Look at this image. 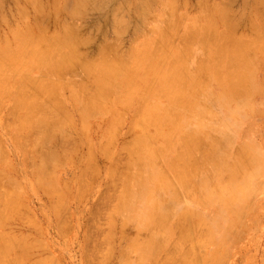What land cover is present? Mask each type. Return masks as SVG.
Instances as JSON below:
<instances>
[{
  "label": "rangeland",
  "instance_id": "1",
  "mask_svg": "<svg viewBox=\"0 0 264 264\" xmlns=\"http://www.w3.org/2000/svg\"><path fill=\"white\" fill-rule=\"evenodd\" d=\"M0 1H1L0 2V14L2 15V16L0 15V40H1L0 42L1 50L0 51L4 52L5 50L13 49L15 52L18 51L21 55H23L24 53L27 54V56L23 55L25 58L23 59V56H21L18 52H17L18 55H16V53L13 51L14 54L19 57L20 61L18 60V57L16 56L14 59L12 57L13 54H11L12 52H9V51L8 53L5 51V53L11 55L12 58L11 57L10 58L12 59V61L8 55H7L8 57L6 56V54L5 56L9 58V61L8 59H6L5 60L6 62H5L4 60H1L2 58L0 57L1 58L0 62L4 63L3 65H6L5 66L6 69L7 67L9 69L11 68L13 69L14 64L16 66L14 67L15 71L13 69L14 71L13 72L12 69L11 71L9 70L7 71L3 65H0V69H2L3 67V70H0L2 71L0 72V81L2 82V83L0 82V85L2 84L0 87V91H1L0 96L2 97V98L0 97L1 99L0 102H2L4 105L2 108V103H0L1 105L0 106L1 108L0 109V148H1L0 149V177H1L0 178V185H1L0 208L3 206L2 209H4V206H5V209H6V210L0 209V216H1L0 220H2V223H3L2 224L0 222L1 224L0 233H2L0 234V236L2 237L0 238V247L3 246L2 240L5 246L6 241L4 240L6 238L7 240H9L8 239L9 237H10V240L12 241L10 242L13 243L14 245L13 247H11L12 245L9 246L11 243L7 242L9 249L7 247L6 248L9 251L8 250L6 251V249H4L5 248L4 246L2 247L3 249L0 248L1 249L0 252L3 253V255L5 251L8 253L7 255L5 254L6 261L3 259L5 262H8V263H4L3 261V264H12L13 262L15 263L17 262V264L19 263L20 264L21 263L22 264H39V263L41 264L42 263L43 264L44 263L45 264H129V263L130 264H165V263L166 264H186L188 262L187 259L189 257H190L189 264H264V52H262V50L264 51L263 49L264 37L262 41L260 39L262 38L261 36H263L264 34L261 35L262 33L260 34L259 32L256 31L257 34H260V38L258 39L256 38V45L254 42H253L254 44L251 43L253 41L252 39H255V37H258L255 31L253 30L255 29L254 27L256 26V25L254 26V24L257 22L256 24L259 25L261 22L262 27L264 26L263 24L264 23V11H263L264 2L261 1L260 3L259 2L260 0L259 1L258 0L257 1L255 0H172L173 2H171V0H143V1L141 0H93V1L92 0H76V1L75 0H60V1L54 0L56 2L55 4L53 0H46V1L36 0L37 3L36 1L34 2V0H27V1L26 0H18V1L17 0H0ZM32 1L34 4H30V2ZM184 1H186L185 4H184ZM80 2L82 3L78 5V3ZM256 2H258L259 4ZM35 3L37 6L35 5ZM38 3L42 5L44 9L42 8V6L40 7ZM63 3L64 5H62ZM143 3L145 4L147 3V5ZM148 3H150V5ZM31 5H35L34 6L35 8L32 7ZM76 5L77 7H75ZM133 5H135L136 7ZM39 7L40 9L38 10ZM220 7L223 10H225V7L228 8L229 11L225 10L228 14L226 15L224 11L225 13L224 15V13L222 12V9L221 11L216 10V9H220ZM33 8L35 10L37 9L38 13H36V11ZM145 8L147 9L145 10ZM54 9H57V11L59 9V12L57 11L55 12ZM71 9L75 10V12L72 11ZM41 10L44 12H42ZM212 11H214L215 13H213ZM216 11L221 12V13H216ZM211 12L214 14V16L213 14H210ZM67 13H69L72 17ZM203 13L205 14V16ZM208 13L210 16H213V17L218 16V17L215 18L216 20H214L213 17L209 20L210 17L208 16ZM261 14L263 16H260ZM206 15L209 18L206 17ZM221 15H224V17ZM5 16H6V19H4ZM255 16H257V18ZM220 17H223L224 20ZM225 17L227 18L226 21H225L226 19ZM260 17L261 18L263 17L262 19L263 21L261 20ZM21 18H24V19H21ZM229 19H231L230 22H229ZM180 21L182 22L180 23ZM208 21H210L211 23ZM214 21L218 22V24L216 22L214 23L218 25L216 26L218 27L216 28L218 29V31L223 32L225 29H227V31L230 33L235 32L236 36L233 35V37L237 38L238 36L239 39L241 38V40L239 41L237 39V43L242 42L243 39L245 42V40H249L250 38L251 41L250 42L246 41L245 43V46L247 45V43L249 46L250 44L251 46H253V47L250 46L251 49L252 48L254 49V50L252 49L253 50L252 52L248 46L247 50L249 51L250 55L245 52L243 53H245L247 56L246 55L244 56L242 52L241 54L243 55H238L240 54V52H238L237 50L240 49V51H244V49H242L244 45L243 43H242L243 46L240 45L241 43L240 44L238 43L239 47L237 49L236 47L237 44L234 41L235 42V46H234V43L232 42L234 39L236 40V38L234 39H232V37L229 38V36H231L233 33L228 36L226 33H224L226 31L225 30L223 32L225 35L222 33L225 36L224 38L221 37L222 35H220L221 34L220 32H219L220 34L217 33L220 37L217 34H216V37H214L215 35L214 32L215 33L218 32L214 27H212L214 25V24L212 25ZM232 21L233 23H231ZM5 22L8 25L5 24ZM34 22L36 23V25H34ZM220 23H222L223 26ZM251 23H252V26H251ZM40 24L43 26H41ZM61 24H63L64 27H62L63 25L61 26ZM203 25H207V27L211 25L210 27L212 31L211 32L208 31L209 29L205 28ZM227 25H229V27ZM230 25H231V28H230ZM29 26H31L32 28H30ZM123 26L125 30L124 28H122ZM202 26H203V30L208 29L206 30V32L204 31L205 35H203ZM26 27L33 30L32 38L30 35L31 34L30 32L32 31L30 30H29L30 32L27 31L28 28ZM43 27H45L46 29H44ZM196 27H198L199 29V32L196 31L197 33H200L202 31L201 32L202 34L200 33L201 36L200 34L194 33L195 30H197ZM258 27H261V24ZM258 27H256V29ZM24 29L26 32H23ZM261 29L263 32L264 28H261ZM261 29H259L258 31H260ZM42 30H46V32ZM174 30H176V32ZM21 31L23 32L24 35L25 34L27 35L24 37L25 39L27 37L29 38V39L27 38L28 40H31L34 38L33 39L34 42H35L34 35H37L39 34L40 31H42L44 36L41 35V38L43 39V38H46L47 36L48 38L47 42H49L48 43L49 45H47L46 47L45 44H42L44 43L42 41H46L47 39L42 40L39 36L40 34L38 35L39 37L36 36V39L42 40V41H39L38 43L41 42V45L43 46H40V44L38 45L37 43L36 45L40 46L41 48L46 47L44 49H48L49 51L48 47L52 45V44L50 45L51 42L53 44H60L61 42L60 48L58 47V45L57 46L53 45V46H56L59 53L56 50L55 51L57 52L56 55L55 53L52 54L53 52L52 46H51L52 49H50L51 54H49L50 51L45 52L42 48V50L45 53H47L46 56L49 55L48 56L49 58L46 59V56H45L43 59H40V56L43 53V52L41 53L42 51L41 48H39L40 52H37L36 46L33 47L31 43L30 45L34 49H36L32 53V50L34 49L33 48L31 49V46L28 45L29 43H26L25 40H22L23 38H21L22 36ZM191 31L193 32L191 33ZM13 32L17 34H19L18 32H20V34L18 35L20 38L16 37V34ZM27 32L30 34H28ZM172 32L174 33V35ZM177 32L179 33L178 36H177ZM11 33L13 37L11 36ZM189 33L191 34L189 35ZM209 33L210 35L212 34L211 35L212 37L209 35L211 38L208 37ZM193 34L195 35L197 34L198 37L195 35L194 36L196 38L193 37ZM175 35H176V38L173 39L174 37L172 36H175ZM226 35L229 40L232 39L231 45L230 43L228 44L229 41L226 38ZM203 36L208 37V38L205 37L206 39L210 38L209 40H211V43H209L208 45L211 44L210 48H212L213 50L209 49V46L207 45V42H210V41L209 40L206 41V39H204ZM49 37L51 38V40H49L50 39ZM202 37H203V40H205L206 42L205 45L207 46L206 48L207 52L205 51L206 49L203 46L205 42L201 40ZM16 38H18V40L21 39L22 43H21V40L19 42ZM212 38L215 41L218 40L216 41L217 43L215 42L216 48L214 47V44H212V42H214ZM225 38L227 39L228 42L226 41ZM76 39L77 41H75ZM157 39H159V41ZM188 39L192 41L190 42ZM55 40H56V43L54 42ZM64 40H65V43H64ZM193 40H195V42ZM198 40H201V41H198ZM220 40H222L223 42L225 40L227 42L226 44L236 48V50H233L234 55L236 51L238 53L236 54L238 55L236 56V59H237V60L235 59L236 61L233 60L235 58V56H233L232 54L233 48L232 47L230 48L227 45V48L229 47L228 50L227 49L224 50L223 48L226 45H222L223 43L220 44L221 42ZM71 41L73 42L72 44L74 46L76 45V48L78 47L77 49L76 48L74 50L72 49L74 47L72 46V44H70ZM144 41H146L145 42L146 45L143 44ZM188 41L190 42L189 44H187ZM24 43L25 45L28 46V48L26 46L27 50L31 49L30 53L34 54L35 56L34 55L31 56V54H29L30 58L28 57V53H26L27 52L26 48H22V47H25L24 45H22ZM67 43L69 44L68 47L69 48L72 47L71 50L74 51L73 53V51L69 50L71 54L73 55L74 60H71L73 59V57L72 55H70L69 51L67 52L68 50L66 49ZM62 44L63 45L65 44L63 46L64 49L62 47ZM185 44L186 45L193 44V45H190L191 46L190 48V47H187ZM6 45L8 48H6ZM173 45L174 46L176 45L177 47L176 46L174 47ZM216 45L220 46V48L217 47ZM144 46L146 48L141 50ZM245 46L243 48H245ZM256 47L258 49L260 48L259 49L260 52L258 49H256ZM56 48H54L53 50H55ZM157 48L159 49L161 48L160 51ZM179 48H181L182 50ZM186 48L188 52H184L186 51L185 50ZM217 48L220 49V53L222 51L221 49H223L224 54L226 55L232 54V56L234 57V58L232 57L233 62L231 60L230 61L231 63L229 64L228 61L231 57L229 55L227 56H229L230 58L227 57L226 55L224 56L222 54H218L219 51ZM59 49H61V51ZM164 49L166 52L164 51ZM214 49H216L217 51ZM22 50H26V51H22ZM113 50L115 51L113 52ZM148 50L150 53L148 52ZM157 50H158V53H156ZM229 50L230 52L228 53ZM105 51H108L109 53ZM141 51L145 53L143 54V52ZM214 51L217 52V58L220 55L224 57L221 56L220 58L222 59L219 58L220 60L219 59L217 60L216 54L214 55L215 53ZM35 52L40 53L38 54L39 56L38 55L36 56L37 53ZM60 52L62 55H65V59H66V54L70 55L69 57L70 59L67 58L69 59V60L66 59L67 61L64 58L62 59L63 56H60L61 55ZM76 52L77 54H75ZM140 52L143 55L139 54L138 56V53ZM152 52L156 53L154 54L155 56L153 55V57H151ZM179 52L181 55L179 54ZM101 53H103L102 55H104V58L101 55ZM185 53L187 57L185 56ZM74 54L76 55L79 62H77L78 60L75 61L76 57ZM107 54L109 56L111 55L110 58ZM114 54H115V57L113 56ZM2 55H4V53ZM50 55L51 56L54 55L52 56V58L54 59V61L56 60L55 64L53 63L52 60H50L52 59L50 58ZM133 55H136V56L134 58H130ZM25 56L28 58L27 62H26L27 58ZM137 56L139 57V61L137 60L138 59ZM144 56L146 57L144 58ZM173 56H176V57L173 58ZM240 56H242L243 58L246 57V59L244 58V60L245 61L247 60L246 62L248 64L246 62L245 63L248 66L247 65L245 66L243 62L244 60ZM36 57L39 58V61ZM42 57H43V54H42ZM35 58L37 59L38 62L36 61ZM100 58L101 59L103 58L102 61L104 63L100 62L102 63V65L98 61V59L100 60ZM106 58L107 60L112 58L111 60L116 62V65L114 64V62L110 60L106 62ZM213 58L216 61H214ZM227 58L229 59L226 61ZM48 59L50 60L53 66H55L56 64L59 65L60 63L59 66L61 67L58 66L60 69L57 67V65H56L57 68L52 66L53 68H55V70H53L52 67H51L52 69L48 68V65L51 66V64L47 63L49 62ZM86 59L89 62L92 61L94 64L97 62L95 64L96 67H100L99 65H101L102 67L101 70H103L106 67V66L105 67L103 66V64L105 65V63H109V64L112 63V65L114 64L115 70L113 69L114 66L112 67L109 64L107 65V67L110 68V70L113 69L112 73L116 72V70L119 69L118 66L120 65L123 66L126 64V68H127V65H131V66H128V68L130 67L133 68L134 73H131L132 72L131 69L129 72H130V75L133 74L135 77L131 76L132 77L131 78L129 75L124 73L125 70L123 71V67L118 70L119 72L117 71L118 74L120 75H118L117 72H116L117 75L115 73H114L115 75L114 74L112 75L110 70H108L107 68L109 72L107 76L108 78H110V75L112 77L113 76H117V77L116 79H114L113 77V80H111L112 77L110 79L106 77L105 79L101 78L102 82L105 83L104 80H106L107 84L110 82V80H111V83L113 81L112 84L110 83L111 84L110 86H108L109 84L107 86L105 85L103 86L104 89L102 93V90L100 89L103 88V87L101 88V86L104 83L101 84L100 83L101 81L99 82L100 79L97 80L96 75L98 74V72L94 71L95 69L97 70L98 68L94 67L95 65L91 62V64L94 65L93 66L94 69H92L91 64L89 62L88 64L86 63L87 62L85 61ZM120 59L121 60L123 59L122 61H124V63L118 65L119 64L118 60ZM133 59H135L133 61L134 63L131 62V60ZM203 59L205 60L203 61ZM41 60L44 64H46V67L43 63H42L43 66L37 65V63L39 65H42L39 63L41 62ZM57 60H60V62ZM93 60H95L96 62ZM163 60L164 62L165 61L166 62L164 63ZM177 60H179V62ZM198 60L201 61V63ZM221 60H222L221 64L223 63L222 65H224L223 67L221 66L223 69V70L221 69L222 71L219 69L220 67L219 62ZM74 61L76 62V65L78 66L75 65ZM137 61L138 63L135 66L134 64H136ZM149 61L151 62V64H153L151 65L152 69L150 68V63H148ZM169 61L170 63L171 61L172 62L174 61L175 63V64L171 63L172 72H170L169 71L170 69H168L170 68L168 67V65L170 66ZM196 61L199 63L197 64ZM217 61H219L218 65H216ZM8 62L10 64L14 63L12 64L13 66L11 67L7 66ZM24 62L26 63L24 64ZM68 62L69 63L72 62V63L68 64ZM141 62H143L142 63V65L144 64L143 66L140 65ZM157 62H161V63L158 64ZM234 62L237 65L241 64L240 66H242L241 68L238 65L240 69H243V72L241 73L240 71L241 74L239 73V75L240 76L243 75L244 76L243 79L245 80L248 78L246 80L247 82L244 81L245 82L244 85H243V79H242L243 76L240 77L241 78L240 81L242 83H240L239 81L238 84H236L237 83L236 81L239 80L238 79L239 76L236 75V73H234L232 69L237 70L239 68L236 69V67L238 66L235 65ZM225 63L227 66L230 65L229 67H226V68H229V69L231 68V72L232 71L233 72L232 74H230V76L233 75L234 73L233 75L234 77L232 76L230 78V76H228L229 75L228 73H231V72H228V70L225 68L226 66ZM64 64H67L65 66L68 67L71 71L68 70V68L65 71L62 70L66 68ZM82 64H84L83 66H85L84 67L85 71L82 68ZM145 64L146 65L148 64V65L146 66ZM213 64H215L218 67L216 70L217 72H215L216 67L215 66H214L215 68L212 67ZM70 65L72 67H70ZM198 65L199 67L195 68ZM205 65L208 67L204 69ZM80 66L82 69L79 68ZM145 66H146V69H145ZM231 66H233V68ZM138 68L139 69L141 68V69L139 70ZM47 69H50V70L48 71ZM124 69H125V66H124ZM144 69L145 70L151 69V70H148V73H147V71H145ZM195 69H197L199 72L196 73ZM17 70H19V72H17ZM57 70L62 71L64 74ZM81 70H83L84 73L86 72V74H87V71L89 70H91L90 73L95 72L94 73L95 75L93 74H90V75L91 76L93 75L96 78H94L93 76L91 77L88 74L87 75L85 74L87 77L89 76V79H88L83 74V71ZM159 70L160 71L163 70L162 71L163 73L160 74ZM167 70H168V73H167ZM176 70L177 71L180 70L179 72L183 74V75L181 74L182 77L180 73L177 72ZM120 71H122V75L125 74L127 75V77H130L129 81L133 83L127 82L128 78L126 80L125 78L126 76L124 75L123 77ZM218 71L221 72L219 73L220 75L218 74ZM15 72H17V74ZM42 72L44 73L42 74ZM175 72L176 74L173 75L172 73H175ZM214 72L215 74L217 73L218 75H214ZM59 73L61 74L59 75ZM99 73L102 75L104 74L107 75V72L106 73L104 72L103 74L101 71H99ZM145 74H148V75H145ZM153 74H155L156 77L159 74V77L155 78V75L153 76ZM166 74H168L169 77H167ZM177 74H178V77H177ZM22 75H24L26 78L28 76L30 80L29 81L28 79L26 80V78H24V76ZM99 75H98L99 78L100 76L104 77L102 75L100 76ZM171 76L175 77L174 81L173 79L170 78ZM226 76L229 78V80L231 79L234 80L236 77L235 83H233L234 81L229 82ZM12 77L15 80H13ZM41 77L44 80V83L46 81L45 83L46 86L44 85L43 80H41ZM143 77L145 78L144 81L142 80ZM176 77L179 78V81L175 82V80H178ZM183 77L186 79L184 84L181 79ZM195 77L196 78L198 77L197 79L200 80V83H197L198 80H194L196 79ZM218 77L220 79V82H219V79H217ZM225 77L227 80H223L225 79ZM20 78L21 80L24 78L25 81L24 79L23 81H21ZM33 78L35 79V81L33 80ZM152 78H153V81H151ZM168 78L172 80V81L170 80L171 83H168L170 82ZM190 78L192 82L190 80H189L190 82L187 80ZM6 79L8 81L7 82L8 84L4 83ZM18 79L21 81L20 82V85L22 84L21 86L18 85L19 84ZM49 79L52 81H50ZM86 79L91 81L90 83L93 84V85L90 84L91 87L89 84H87L89 83V81H87ZM90 79H92L93 81H95L96 79L97 80L96 83L99 82L97 84L98 86L96 85L95 82L93 83L92 80ZM221 79H222V82H221ZM31 80L36 83L38 81V85H35L34 87V84L32 82L33 84L32 86V84L30 83ZM53 80L56 81L54 83L57 86V87L54 86V89L57 90L53 92L54 94L51 92L53 88L51 89L50 87L51 86L50 84L52 85L54 84L52 83ZM165 80L168 82H165ZM84 81L86 82L87 85L84 84L85 83ZM226 81H228L229 83H227ZM59 82H61L60 85H59ZM177 82H179L178 84H181L180 87H178L179 85L177 84ZM42 83L44 87H41L42 85L39 86V84H42ZM79 83L81 85L84 84L83 87L85 86L89 87V88L87 87L88 89H86L87 95L85 94L86 91L84 92L86 87L84 88V90H83V87L81 89V85L78 86ZM116 84L118 86H115ZM119 84H120V87H119ZM148 84L150 85L154 84L153 86L149 85L152 88V90L148 86ZM228 84L231 85V88H229L230 85ZM235 84L237 86L239 85V87L240 85L242 86L240 92L237 91L238 89H240L238 87L233 89L232 85L235 87ZM245 84H246V87H245ZM5 85L8 86L7 88L11 92L5 88ZM28 85H31V86H28ZM48 85L50 86L48 87ZM125 85L126 87H128V85L129 87H131L132 85V88L126 89ZM168 85L171 87L172 85L173 86L175 85L174 87L177 93L175 92V89L174 91H171L172 88L170 87L169 89ZM14 87L15 88L17 87V88L15 89ZM26 87L28 88L30 87L31 89L29 90ZM147 87H149L148 89H150V91L147 89L145 92L144 90ZM20 88L22 90H25V89L27 90L23 91L24 92L23 94V92H21L22 90H19ZM37 88H39L40 91L42 89L44 90L47 89V91L48 92L50 91V92L47 93L48 95H44V93H41L40 91L38 93L39 89ZM105 88H109V89L111 88L110 91L112 90L110 92L109 89H106L108 93L110 92L109 94L105 93L106 96L108 95V98H106V96L103 95L105 92ZM138 88L140 89L138 90ZM194 88H195V91H194ZM167 89H169V92L167 91ZM235 89L237 91L236 92L237 95L234 92ZM4 90L5 91L7 90V92L9 91V94L7 92H3ZM35 90L38 95L35 94L36 93ZM44 90H42V92ZM95 90H100L101 92L100 93L98 91V96H96L97 103L99 102L98 104L96 103V97L94 98L95 94H97ZM242 90L244 93L242 92ZM92 91L93 92L95 91V93L91 94L93 93ZM17 92L18 93L21 92V94L25 96L24 98L29 97V100L27 98L22 99L23 95L18 94L19 96L22 97L21 98L22 100L20 98L19 99L23 101V103H24V100L27 101V105L25 104L26 103L25 101L24 104L26 106L23 107V109L21 107L23 106L21 104L22 102L21 103L18 102L19 96L16 94ZM171 92H173V94ZM174 92L177 95L176 98H174L175 97ZM32 93L33 95H36V97H39L41 95L42 98L41 97L37 98L38 103L36 102V99H34L35 96H32ZM45 93H46V90H45ZM78 93L80 95H78ZM123 93L127 98L123 97ZM49 94H51L52 97L51 96L49 97ZM82 94L83 95L85 94V96H83ZM131 94L136 95V96L135 95L133 96L134 99L133 97L131 99L130 97L132 96ZM179 94L180 96L184 98V99L182 98L183 102L182 103L180 102L181 104H177L178 102L176 103V101L178 100L176 101L174 100V99H177ZM182 94H184L185 96ZM88 95L90 96L93 95V96L92 98H90V96ZM116 95L118 98L115 97ZM43 96L45 97L44 102L43 100H41V99H44ZM86 96H88L87 98L88 99L90 98V100H88L87 98H84ZM99 96H100V99H99ZM102 96H104L103 100H102ZM129 97L131 100L129 99ZM30 98L32 99L30 100ZM124 98H126V100H124L125 102L122 103ZM114 99L116 100L114 101ZM16 100L17 102H15ZM33 100L35 102H33ZM62 100H63V103H62ZM93 100L95 101L94 103H93ZM182 100L180 98V101ZM188 100L189 102H191L190 104ZM51 101L53 102L54 106H52ZM39 102H40V105L42 104V106L44 107L43 108L39 107L38 111L39 109H42L43 111H45V113L42 110H40L43 113L39 112L40 114H38L37 107L39 105ZM45 102H47L48 106ZM56 102L60 103V104L57 103V105H59V108L61 107V110H62L61 113L59 112L60 110L56 111L57 109H59L58 107H56L57 106ZM28 103H31V104L34 103L35 105L37 103L38 105H36V111L34 107H32L34 110L30 108L31 106H33V104L28 105ZM103 103L106 105H103ZM137 103L140 105H138ZM187 103H188V106H187ZM50 104L52 107L50 106ZM15 105L16 106L19 105V106L17 107V109L14 110V112H11V110L16 107ZM157 105L160 107V109H163V110H160ZM27 106H28V109H27ZM48 107H51V110H52L51 112L48 109H45ZM126 107H129V108H126ZM141 107H143V109H141ZM52 108H54L55 110ZM165 108L167 110H164ZM25 109L27 111H25ZM30 110L33 113L35 112L34 114L32 113L33 114L31 115L32 117H29L31 113ZM53 110L56 112H53ZM66 111L67 112L69 111L70 113L69 112L67 113ZM163 111L165 112L162 116ZM154 112H158V113L155 114ZM175 112L177 113V116H179L178 114H180L181 118L180 116L179 118H177ZM46 113L49 116V117L47 116L48 118H50L51 115L53 116V118L46 119L45 117ZM52 113H54L55 115H53ZM174 113H175V116H173ZM23 114L26 116H24ZM56 114H58L59 116L57 115L58 119L57 120L55 119L56 122H54L55 121L54 118H56ZM68 114L70 116H68ZM24 117H27L28 118L27 120L30 119L28 122L30 123L31 121V123H34V125L26 122L25 121L26 119ZM17 118H19L21 125L18 124L19 121L17 120ZM42 118H43V122H45L44 120H46V122L43 125L41 123ZM145 118L147 121L145 120ZM152 118H155V120L153 119L152 121ZM21 119L23 120L24 123L22 122ZM80 119L81 121L83 120V122L85 121L83 123L84 125L81 124L82 122L80 121ZM48 120H49V124H47ZM51 120L54 123H57V122L58 123L54 125ZM175 121H176V124H175ZM11 122L13 124H9ZM67 122H69L70 124ZM15 123H17L18 125ZM172 123L175 125H173ZM45 124H47L48 127ZM133 124L135 127L133 126ZM51 125L54 127L52 130H49V127L50 129L52 128ZM84 126L86 129L84 128ZM155 126L156 127L158 126V127L156 128ZM170 128H172V130ZM45 130L48 132L46 133ZM41 131L46 133V135L44 133H40ZM159 131L161 132L160 136H158ZM37 132L39 133L38 135H37ZM47 134L48 136L50 135L51 137H48ZM39 135L43 137L41 138L39 137ZM188 135L189 136L191 135V136L189 137ZM186 136L188 138H191V139L195 138L194 140L196 139L198 140L194 141V140L188 139L189 142L190 140L191 142L193 141V143H191L192 145L191 144L189 145L188 144L189 142L187 139L183 140L184 138H186ZM167 137L170 140L171 139L174 140L175 142L174 141L172 142L171 140L172 143H169ZM34 138H36L37 140ZM31 139H33L34 142H32ZM24 140L25 141L28 140V141H26L25 143ZM140 140L142 141L139 142L140 144H138V141ZM182 140L184 141L185 145L187 144L189 145V148L187 147L188 145L184 146V144L182 143L183 142ZM35 141L38 143L34 145L33 143H35ZM143 141H145V145ZM198 141L202 143L200 144ZM136 143L138 146L135 145ZM165 143H168V144H165ZM181 143L183 145H181ZM26 144H27V148H26ZM148 144L151 147H149ZM23 145L25 146V148L23 147ZM180 145L183 146L182 150L183 149L187 150L190 148L191 149L190 151L187 150L186 151L187 153L186 152L183 153L182 151H179L180 148H177V147H180ZM132 146L133 148L142 147L141 150L138 151L139 154L142 155V157L141 155L140 156L138 155L141 160L140 159L138 160L136 158L138 157L137 154H135L136 156L133 155L134 153H137V152H134L133 150L130 151ZM25 149H26V153L28 156L24 152ZM202 149L207 150L209 154V156L208 154L206 155L207 156L206 159H205L206 156L204 155L207 152L205 153L204 150ZM45 150H47L48 152ZM135 150L137 149L135 148ZM52 152H54L55 154ZM70 152L72 155L69 154ZM181 152L183 153V155H181ZM190 152L192 155L195 153L194 156H192ZM43 153L45 154V156H47V158L43 156L44 155ZM88 153L89 155L91 154L90 155L91 158L89 157ZM128 154L129 156H127ZM131 154L133 156H131ZM177 154L181 155L182 158L178 157L179 155L177 156ZM188 154L190 158L188 157ZM184 155L186 156L185 158H189V160L185 159ZM53 157H54V160H57L54 166L52 163V162H55L52 160ZM129 157H134V158L129 159ZM174 157L180 158V160L177 159L180 162L179 167L182 168L181 165L182 164H183L182 166L185 165L184 169H182L183 171L185 170V172L181 173L182 170L179 169L178 166L174 165L176 163H178L179 165V162H177V160ZM28 158L29 160H27ZM31 158L33 159L30 160ZM67 158L68 160H66ZM88 158H90V160L91 161L93 160V161L92 162L89 161ZM132 159H135V160L130 161ZM113 160L114 162H112ZM187 160L189 161V163L193 162L191 164L197 163L195 165L196 167L194 165L188 164ZM32 161H34L35 163ZM39 161H41L42 164H40ZM181 161L183 162L182 164H181ZM195 161L197 162L194 163ZM185 162L189 166H186ZM86 165L90 168H88ZM170 165H172V167H170ZM45 166L46 167L48 166V167L46 168ZM175 166L176 168H174ZM193 166L195 167L196 170H194ZM31 168L33 169L32 173L30 172ZM172 168L174 170L176 169L180 170V172L178 170L176 172L180 173L182 176L186 177L188 176L186 174H189L192 180L190 179L187 180L185 179V177H182V179L184 178L183 179L184 181L182 180L183 181L182 182L180 179L176 178L178 175L175 176L176 172H174V170H172L173 172H171ZM87 169H90V170H87ZM186 169L187 170L190 169L187 171L189 173L186 172ZM114 170L116 171V173ZM128 171H129V174H128ZM113 172L115 175L113 174ZM119 173H121L120 176H119ZM128 175H131V179L130 177L128 178ZM161 175H163V177ZM121 176L123 178L125 177V179L123 180ZM169 177L172 178V180ZM36 178L38 181L37 180L35 181ZM172 183L176 184V186L173 185ZM129 185L130 187H128ZM122 190H124L125 195L124 193H122ZM55 192H58V193H55ZM7 200L8 202H6ZM156 201L157 203H155ZM3 202L7 204L2 205ZM18 202L20 203L18 204ZM16 203L18 204V208H16L17 206L14 207ZM10 204L14 206L12 207ZM20 205H22L21 207L23 209L20 207ZM115 205H117V208H115L116 207ZM55 206L60 210H58ZM158 206L159 208L162 207L163 210H158ZM10 208L11 209L13 208V210H11ZM114 208L117 209L116 210L117 212L115 214H114L115 210L112 211V209ZM7 209L9 210L7 211ZM16 209L19 211H16ZM104 209H105V213H104ZM159 211L160 213H158ZM11 212H14V214H11ZM5 213H7L6 214L7 217L3 218L2 215L4 216ZM15 213L17 215H15ZM158 214H161L160 215L161 219L159 218L160 216ZM165 214L166 215L169 214L168 215L169 218H167ZM156 216H159L157 217V220H156ZM162 218L163 220H165L166 218L168 220L163 222ZM154 219L155 221H153ZM158 223L160 224V226ZM180 223H182L185 227ZM182 226L183 228H181ZM193 226L195 227L193 228ZM182 230H185L186 233H184V231ZM189 232H190L189 236H192L191 238H189V236L187 235ZM183 235L186 238L188 237L187 240L183 238L184 237ZM25 236L27 239L25 238ZM145 237H146L147 242L145 241ZM151 238H153L152 239L153 241L151 240ZM149 239L151 241H148ZM159 241H160V244L158 246ZM182 241L183 243H181ZM23 243L26 245H24ZM148 244H149V248H148ZM153 245H155V247L157 245L156 249L154 250L153 248L155 247H153ZM17 247L21 250L19 251ZM159 250H160V253H158ZM16 254L19 256H17ZM164 254L166 256L168 255V257L170 258L166 257L167 259L164 260L165 258L163 257L165 256ZM170 254H173L174 256ZM13 257L15 258L13 259ZM18 257L20 258L22 257L20 260L24 262H20ZM125 257L127 259H125ZM182 257H183V260L181 259ZM159 258H162L163 261ZM185 258L187 262H185L186 261ZM158 259L165 263L160 262ZM192 260L194 261L196 260V263L192 262Z\"/></svg>",
  "mask_w": 264,
  "mask_h": 264
},
{
  "label": "bare ground",
  "instance_id": "2",
  "mask_svg": "<svg viewBox=\"0 0 264 264\" xmlns=\"http://www.w3.org/2000/svg\"><path fill=\"white\" fill-rule=\"evenodd\" d=\"M17 1H18V0H17ZM26 1H27V0H26ZM35 1H36V0H34V2H35ZM45 1H46V0H45ZM53 1H54V0H53ZM59 1H60V0H59ZM75 1H76V0H75ZM92 1H93V0H92ZM141 1H143V0H141ZM255 1H257V0H255ZM258 1H259V0H258ZM261 1L264 2L263 0H260L259 2L261 3ZM0 2H1V1H0ZM14 2H15V1H14ZM171 2H173V1L171 0ZM175 2H176V1H175ZM179 2H180V1H179ZM185 2H186V1H184V4H185ZM36 3H37V1H36ZM36 3H35V5H36ZM39 3H40V2H39ZM39 3H38V5L41 7L42 5H40ZM54 3L56 4L55 1H54ZM54 3H53V4H54ZM58 3H59V2H58ZM75 3H77V2H75ZM75 3H74V4H75ZM81 3H82V2L78 3V5L81 4ZM83 3H84V2H83ZM256 3H258V2H256ZM18 4H19V2H18ZM30 4H34L33 1L30 2ZM41 4H42V3H41ZM143 4H145V3H143ZM148 4L150 5V3H148ZM152 4H153V3H152ZM173 4H174V3H173ZM175 4H176V3H175ZM214 4H215V3H214ZM258 4H259V3H258ZM35 5H31V6L34 7ZM57 5H58V4H57ZM62 5H64V3H63ZM140 5H141V4H140ZM145 5H147V3H146ZM182 5H183V4H182ZM210 5H211V4H210ZM223 5H224V4H223ZM253 5H255V4H253ZM36 6H37V5H36ZM59 6H60V4H59ZM133 6H135V5H133ZM138 6H139V5H138ZM174 6H175V5H174ZM184 6H185V5H184ZM204 6H205V5H204ZM15 7H16V6H15ZM24 7H25V6H24ZM40 7L38 8V10L40 9ZM55 7H56V6H55ZM75 7H77V5H76ZM80 7H81V5H80ZM135 7H136V6H135ZM142 7H143V6H142ZM209 7H210V6H209ZM209 7H208V8H209ZM256 7H257V6H256ZM259 7H261V6H259ZM263 7H264V6H263ZM34 8H35V7H34ZM34 8H33V9H34ZM42 8H43V6H42ZM143 8H144V7H143ZM222 8H223V6H222ZM222 8L220 7V9H216V8H215V9H216L217 11H218V10L221 11ZM249 8H250V7H249ZM27 9H28V8H27ZM43 9H44V8H43ZM59 9H60V7H59ZM59 9H58V11H57V9H54V10H55V12H56V11L59 12ZM146 9H147V8H145V10H146ZM206 9H207V7H206ZM209 9H210V8H209ZM254 9H255V8H254ZM261 9H263V8H261ZM21 10H22V9H21ZM34 10H35V9H34ZM47 10H48V9H47ZM49 10H50V9H49ZM54 10H53V11H54ZM71 10H72V9H71ZM71 10H70V11H71ZM176 10H177V9H176ZM225 10H228V8L225 7ZM225 10L222 9V12L224 13ZM251 10H252V9H251ZM35 11H36V13H38V12H37V9H36ZM41 11H42V10H41ZM53 11H52V12H53ZM72 11L75 12V10H72ZM210 11H211V10H210ZM214 11H215V10H214ZM214 11H212V12L215 13ZM217 11H216V13H221V12H217ZM228 11H229V10H228ZM260 11H261V10H260ZM263 11H264V10H263ZM21 12H22V11H21ZM42 12H44V11H42ZM63 12H64V10H63ZM74 12H73V13H74ZM139 12H140V11H139ZM207 12H208V10H207ZM212 12H211L210 14H213ZM1 13H2V12H1ZM17 13H18V12H17ZM28 13H29V12H28ZM152 13H153V12H152ZM167 13H168V12H167ZM223 13H222V14H223ZM225 13H226V15L228 14L226 11H225ZM225 13H224V15H225ZM19 14H20V13H19ZM24 14H25V13H24ZM45 14H46V13H45ZM54 14H55V13H54ZM57 14H58V13H57ZM67 14H69V13H67ZM203 14H204V13H203ZM254 14H255V13H254ZM256 14H257V13H256ZM0 15H1V14H0ZM20 15H21V14H20ZM26 15H27V14H26ZM26 15H25V16H26ZM39 15H40V14H39ZM39 15H38V16H39ZM69 15H70V14H69ZM72 15H73V14H72ZM141 15H142V14H141ZM215 15H216V14H215ZM224 15H221V16L224 17ZM1 16H2V15H1ZM21 16H22V15H21ZM27 16H28V15H27ZM55 16H56V15H55ZM70 16H71V15H70ZM70 16H69V17H70ZM204 16H205V14H204ZM208 16H209L210 18H209ZM208 16L206 15V17H208L209 20H210V19L214 16V14H213V16H210L209 13H208ZM219 16H220V15H219ZM250 16H251V15H250ZM260 16H263V15L261 14ZM13 17H14V16H13ZM39 17H40V16H39ZM71 17H72V16H71ZM75 17H76V16H75ZM183 17H184V16H183ZM216 17H218V16H216ZM216 17H213V19L216 20V19H215ZM223 17H220V18H222V19L224 20ZM226 17H227V16H226ZM226 17H225V18H226ZM239 17H241V16H239ZM255 17L257 18V16H255ZM255 17H254V18H255ZM1 18H2V17H1ZM24 18H25V17H24ZM24 18H21V19H24ZM63 18H64V17H63ZM73 18H74V16H73ZM122 18H123V17H122ZM175 18H176V17H175ZM230 18H231V17H230ZM260 18H261V17H260ZM2 19H3V18H2ZM4 19H6V16H5ZM4 19H3V20H4ZM15 19H16V18H15ZM21 19H20V21H21ZM58 19H59V18H58ZM136 19H137V18H136ZM146 19H147V18H146ZM150 19H151V18H150ZM232 19H233V17H232ZM252 19H253V18H252ZM262 19H263V17L261 18V20H262ZM142 20H143V19H142ZM220 20H221V19H220ZM220 20H218V21H220ZM226 20H227V18L225 19V21H226ZM230 20H231V19H229V22H230ZM258 20H259V19H258ZM258 20H257V21H258ZM4 21H5V20H4ZM29 21H30V20H29ZM37 21H38V20H37ZM120 21H121V19H120ZM144 21H145V20H144ZM146 21H147V20H146ZM178 21H179V20H178ZM212 21H213V20H212ZM221 21H222V20H221ZM238 21H239V20H238ZM262 21H263V20H262ZM56 22H57V21H56ZM123 22H125V21H123ZM181 22H182V21H180V23H181ZM208 22H210V21H208ZM215 22H216V21H214V22L212 23V25H213ZM229 22H227V23H229ZM251 22H253V21H251ZM17 23H18V22H17ZM41 23H42V22H41ZM61 23H62V22H61ZM73 23H74V22H73ZM142 23H143V22H142ZM178 23H179V22H178ZM206 23H207V22H206ZM210 23H211V22H210ZM216 23L218 24V22H216ZM223 23H224V21H223ZM227 23H226V24H227ZM231 23H233V21H232ZM231 23H230V24H231ZM236 23H237V22H236ZM253 23H255V22H253ZM256 23H257V22H256ZM256 23L254 24V26H255V25H256V26H255V27L253 26L255 29H256V27H258L260 24H261V27H258V28H259V29L264 28V26L262 27V23H261V22H260L259 25L256 24ZM5 24H7V23L5 22ZM119 24H120V23H119ZM122 24H123V23H122ZM124 24H125V23H124ZM217 24H214L215 26L213 25L212 27H214L215 29L218 28V27H216V26H218ZM220 24H222V23H220ZM220 24H219V25H220ZM234 24H235V23H234ZM249 24H250V23H249ZM263 24H264V23H263ZM7 25H8V24H7ZM23 25H24V24H23ZM25 25H26V24H25ZM34 25H36L35 22H34ZM40 25H41V24H40ZM40 25H39V26H40ZM62 25H63V24H61V26H62ZM198 25H199V24H198ZM231 25H232V24H231ZM231 25H230V28H231ZM32 26H33V25H32ZM41 26H43V25H41ZM171 26H172V25H171ZM175 26H176V25H175ZM203 26H204L205 28H208L209 30H208V29H204V30H203ZM203 26H202L203 35H205V34H204V31L206 32V30H208V31H210V32L212 31V30H211V27H210L211 25H210L209 27H207V25H203ZM222 26H223V24H222ZM224 26H225V24H224ZM227 26L229 27V25H227ZM251 26H252V23H251ZM251 26H250V27H251ZM29 27L32 28L31 26H29ZM59 27H60V26H59ZM62 27H64V25H63ZM138 27H139V26H138ZM9 28H10V27H9ZM26 28H28V27H26ZM26 28H25V29H26ZM30 28H28L27 31H29V30L32 31V32L29 31L31 34L28 33V32H27V33L30 34V35H31V38H32L33 30H31ZM35 28H36V26H35ZM38 28H39V27H38ZM43 28L46 29L45 27H43ZM65 28H66V27H65ZM65 28H64V29H65ZM117 28H118V27H117ZM122 28H124V26H123ZM176 28H177V27H176ZM214 28H213V29H214ZM230 28H229V29H230ZM232 28H233V27H232ZM258 28H257V29H258ZM25 29H24V31H23V30H22V31H23V32H26ZM40 29H41V28H40ZM119 29H120V28H119ZM138 29H139V28H138ZM174 29H175V28H174ZM180 29H181V28H180ZM196 29H197V30H195L194 33L199 32L198 27H196ZM229 29H228V30H229ZM251 29H253V28H251ZM255 29H253V30L255 31V33H256V31H257V32H259L260 34L262 33L261 35L264 34V30H263V32H262V29H261V30H260L261 32H260V31H258L259 29H258V30H257V29L255 30ZM36 30H37V28H36ZM114 30H115V29H114ZM124 30H125V28H124ZM216 30L218 31V29H216ZM225 30L227 31V29H225ZM225 30H224V31H225ZM232 30H233V29H232ZM253 30H252V31H253ZM11 31H12V30H11ZM22 31H21V34H22V36H23L24 34H23ZM42 31H45V32H46V30H42ZM42 31H40L41 33L38 31L40 35L37 34V32H36L37 35H34V36H35V42L33 41L34 38L31 39V40H28V39H29L28 37H27L28 39L26 38V39L28 40V41H27V40L24 38L25 36H27L26 34H25L23 37L21 36V38H23L22 40H25L26 43H29V44H28L29 46H31V45H30L31 43H32L33 47L36 46V49H37V50L34 49V48L31 46V49H32V48L34 49V50H32V53H33V51H35V50H36L37 52H40L39 48H41L40 46H43V45H41V42H40V43H38V42H39V41H42L43 39H44V40L47 39V40H46V41H42V42H44V43H42V44H45L46 47H47V45H49V44H48L49 42H47V41H48V38H47L46 35H45L46 38H43V39L41 38V35L44 36L43 33H42ZM174 31L176 32V30H174ZM178 31H179V29H178ZM196 31H197V32H196ZM208 31H207V33H208ZM214 31H215V30H214ZM224 31H223V32H224ZM226 31H225L224 33H226L228 36L231 35V34L233 33L231 36H229V38H231V37H232V39L236 38V37H233V35L236 36V35H235V32H231V33H230V32L227 31V32H228V33H227ZM245 31H246V30H245ZM254 31H253V32H254ZM164 32H165V31H164ZM168 32H169V31H168ZM192 32H193V31H191V33H192ZM201 32H202V31H201ZM201 32H200V33H201ZM219 32H220L221 34H220ZM223 32H221V31H218V32H216V33L214 32V34H215L214 37H216V34L219 33L220 35H222L221 37L224 38V37H225V36H224L225 34H224ZM13 33H15V32H13ZM18 33L20 34V32H18ZM34 33H35V32H34ZM117 33H119V32H117ZM172 33H173V32H172ZM191 33H189V35H190ZM200 33H197V34H200ZM212 33H213V32H212ZM222 33H223L224 35H223ZM15 34H16V37L20 38V37L18 36L19 34H17V33H15ZM44 34H45V33H44ZM178 34H179V33L177 32V36H178ZM197 34H196V35L193 34V37L197 36ZM201 34H202V33H201ZM201 34H200V36H201ZM256 34H257V33H256ZM260 34H257L258 37H255V39H252V40H253V41L251 42L252 44L255 43V45H256V38H257V39L260 38ZM30 35H28V36H30ZM38 35L40 36V38H41L42 40H39V39L37 40V39H36V36H38ZM50 35H51V34H50ZM115 35H117V34H115ZM119 35H120V34H119ZM171 35H172V34H171ZM173 35H174V33H173ZM194 35H195V36H194ZM209 35H210V33L208 34V37H210L212 34H211L210 36H209ZM217 35H218V34H217ZM227 35H226V38H227ZM240 35H241V34H240ZM11 36H12V33H11ZM39 36H38V37H39ZM218 36H219V35H218ZM241 36H242V35H241ZM241 36H240V37H241ZM12 37H13V36H12ZM172 37H174L173 39H175V38H176V35H175V36H172ZM183 37H184V36H183ZM186 37H188V36H186ZM197 37H198V36H197ZM203 37H204V39L208 38V37H206V36H203ZM203 37L201 38V40H203ZM205 37H206V38H205ZM211 37H212V36H211ZM211 37H210V38H211ZM219 37H220V36H219ZM246 37H247V36H246ZM261 37H262V38H260V39H261V41H262L264 35L261 36ZM3 38H4V37H3ZM18 38H16V39L18 40ZM49 38H50V37H49ZM69 38H70V37H69ZM69 38H68V39H69ZM189 38H190V37H189ZM195 38H196V37H195ZM210 38H209V39H210ZM223 38H222V40H223ZM226 38H225V39H226ZM243 38H244V37H243ZM7 39H8V37H7ZM63 39H64V38H63ZM63 39H62V40H63ZM70 39H71V38H70ZM78 39H79V38H78ZM177 39H178V38H177ZM183 39H184V38H183ZM199 39H200V37H199ZM209 39H206V41L209 40ZM212 39H213V38H212ZM215 39H216V38H215ZM217 39H218V37H217ZM227 39H228V38H227ZM227 39H226V41H227ZM232 39H231V40H232ZM237 39H238V41L241 40V38L239 39L238 36H237L236 40L234 39L233 42H232V43H234V46H235V42H236V44L238 45V46L236 45L237 49H238L240 43H241L240 45H242V43H243V45L245 46L246 41H248V42L251 41L250 38H249V40H245V42H244V39H243V41H242V42H238V43H239V44H238V43H237ZM20 40H21V39H19L18 41L20 42ZM22 40H21V43H22ZM49 40H51V38H50ZM72 40H73V39H72ZM157 40L159 41V39H157ZM188 40H189V39H188ZM201 40H198V41H201ZM213 40H214V39H213ZM222 40H220V41H221L220 44L223 43L222 45H226V46H225L226 48H225V47L223 48L224 50H225V49L228 50L229 47H230V48L232 47V46H230V45H231V40L228 39L229 42L227 41L228 44L230 43V45L226 44L227 42H226L225 40H224V42H223ZM5 41H6V39H5ZM14 41H15V40H14ZM30 41H32V42H30ZM36 41H37V42H36ZM75 41H77V39H76ZM172 41H173V40H172ZM184 41H185V40H184ZM184 41H183V43H184ZM189 41L191 42L192 40H189ZM189 41H188V43H187V42H186V43L189 44V43H190ZM193 41L195 42V40H193ZM203 41L205 42V40H203ZM209 41H210V42H207V45H208L209 43H211V40H209ZM216 41H218V40H216ZM216 41L214 40V42H212V44H214V47H215V42H216ZM234 41H235V42H234ZM257 41H258V40H257ZM0 42H1V40H0ZM10 42H11V41H10ZM23 42H24V41H23ZM33 42H34L35 44H34ZM50 42H51V41H50ZM54 42L56 43V40H55ZM62 42H63V41H62ZM69 42H70V40H69ZM81 42H82V41H81ZM145 42H146V41H144L143 44H145ZM253 42H254V43H253ZM36 43H37L38 45L40 44V46L36 45ZM46 43H47V44H46ZM57 43H58V42H57ZM64 43H65V40H64ZM72 43H73V42L71 41L70 44H72ZM75 43H76V42H75ZM77 43H78V42H77ZM156 43H157V42H156ZM216 43H217V42H216ZM218 43H219V42H218ZM224 43H225V44H224ZM263 43H264V42H263ZM19 44H20V43H19ZM51 44H52V45H51ZM60 44H61V42H60ZM60 44H53L52 42L50 43V45L52 46L53 49L56 48L57 45H58V47L60 48ZM161 44H162V43H161ZM172 44H173V43H172ZM174 44H175V42H174ZM205 44H206V42L204 43V45H203V43H202V45H203L204 48L206 49L207 46H206ZM9 45H10V44H9ZM22 45L25 46V47H22V48H26V46H27V45H25V43L22 44ZM53 45H56V46H53ZM64 45H65V44H64ZM64 45L62 44V47H63ZM66 45H67V47H66V46H65V47H66V49H68L67 52H68L69 50H70V51H73V50L76 48V45L74 46V45L72 44V46H73L74 48L71 47V48L73 49V50H71V48L68 47L69 44L67 43ZM106 45H107V44H106ZM109 45H110V44H109ZM145 45H146V44H145ZM181 45H182V44H181ZM185 45H186V44H185ZM190 45H193V44H190ZM190 45H186V46L191 48ZM227 45L229 46L228 48H227ZM232 45H233V44H232ZM243 45H242V46H243ZM255 45H254V46H255ZM51 46L48 47V48H49V51H50V49H52ZM77 46H78V44H77ZM138 46H139V45H138ZM159 46H160V45H159ZM173 46H174V45H173ZM175 46H176V45H175ZM175 46H174V47H175ZM205 46H206V47H205ZM208 46H209V49L213 50L212 48H210L211 44L208 45ZM212 46H213V45H212ZM216 46L220 48V46H218V45H216ZM244 46H243V47H244ZM248 46H249V45H248V43H247V45L245 46V48L242 47V49H244V51H240V49H239V50H237V51L240 52V54H238L237 51H236V52H235V55H234L233 50H236V48H235V47H232V48H233V49H232V52H233V53H232V52H231V53L233 54V56H235V58L232 56V54H231V55L227 54V55H229L231 58H230L229 56H227L226 54H224V50H223V49H221V50H222L221 53H220V49H218V48H217V49H218V51H219L218 54H222V55H224V56L226 55L227 57L230 58V59H229V58L226 59V61L229 59L228 62H229V64H230V63H231L230 61H231L233 58H234V59H233L234 61L237 60V59H236V56H238V55H243V54H244V56H245V55H246L245 53H248V54H249V51L247 50V49H248ZM250 46H251V44H250ZM250 46H249V48H250ZM263 46H264V44H263ZM263 46H262V47H263ZM14 47H15V46H14ZM20 47H21V45H20ZM37 47H38V48H37ZM46 47H42V48H43V50H44L45 52H49L48 49H44V48H46ZM62 47H61V48H62ZM154 47H155V46H154ZM156 47H157V45H156ZM163 47H164V46H163ZM163 47H162V48H163ZM166 47H167V46H166ZM166 47H165V48H166ZM176 47H177V46H176ZM222 47H223V46H222ZM222 47H221V48H222ZM240 47H241V46H240ZM246 47H247V48H246ZM251 47H253V46H251ZM257 47H258V45H257ZM257 47H256V49H258ZM6 48H8L7 45H6ZM9 48H10V47H9ZM27 48H28V46H27ZM27 48H26V50H27ZM42 48H41V50H42ZM77 48H78V47H77ZM77 48H76V49H77ZM114 48H115V47H114ZM144 48H146V47L144 46L141 50H143ZM202 48H203V47H202ZM204 48H203V49H204ZM215 48H216V47H215ZM31 49H30V50H27V52H26V53H28V57L30 56L29 54H31V56L34 55V54L30 53V52H31ZM53 49H52V51H53L52 54L55 53V55H56L57 52L59 53V51H58L57 48H56L55 50H53ZM63 49H64V47H63ZM66 49H65V50H66ZM102 49H103V48H102ZM112 49H113V47H112ZM130 49H132V48H130ZM150 49H151V48H150ZM157 49L160 51L161 48H160V49L157 48ZM171 49H173V48H171ZM179 49H181V48H179ZM205 49H204V50H205ZM252 49H253V48H252ZM252 49L250 48L251 52L254 50V49H253V50H252ZM259 49H260V48H259ZM259 49H258V50H259ZM263 49H264V47H263ZM0 50H1V49H0ZM4 50H5V49H4ZM26 50H22V51H26ZM38 50H39V51H38ZM43 50L41 51V53L43 52V53H42V54H43V57H42V54H41L40 59H43V58L47 55V53H45ZM56 50H57V52H55ZM59 50L61 51V49H59ZM108 50H109V49H108ZM110 50H111V49H110ZM139 50H140V49H139ZM154 50H156V49H154ZM154 50H153V51H154ZM158 50L156 51V53H158ZM166 50H167V49H166ZM181 50H182V49H181ZM185 50H186V51H184V52H188L187 48H186ZM214 50H216V49H214ZM246 50H247L248 52H247ZM261 50H262V48H261ZM2 51H3V50H2ZM5 51H6L7 53H8V51H9V52H12L11 54H13L12 57H13L14 59H15V56L18 55V53H19L18 51H17L18 53L15 52L13 49H12V50H5ZM5 51H4V52H1V51H0V53H2V54L4 53V55L0 54V57L2 58V59H1V58H0V59H1V60H4V61H5L6 59H8V61H9V58L11 57V55L5 53ZM13 51L16 53V55L14 54ZM28 51H29V52H28ZM70 51H69V53H70V55H72ZM114 51H115V50H113V52H114ZM164 51H165V49H164ZM168 51H169V50H168ZM205 51L207 52V49H206ZM216 51H217V50H216ZM216 51H214V52H215L214 55L216 54V58H217V52H216ZM37 52H35V53H37ZM100 52H101V51H100ZM105 52L109 53L108 51H105ZM141 52H143V51H141ZM141 52L138 53V56H139V54H141ZM148 52H149V50H148ZM154 52H155V51H154ZM154 52L151 53V54H152L151 57H153V55L156 54V53H154ZM161 52H162V51H161ZM165 52H166V51H165ZM165 52H164V53H165ZM169 52H170V51H169ZM171 52H173V51H171ZM180 52H181V51H180ZM180 52H179V54H180ZM190 52H191V51H190ZM222 52H223V53H222ZM229 52H230V50L228 51V53H229ZM241 52H242V53L245 52V53L241 54ZM251 52H250V53H251ZM259 52H260V50H259ZM262 52H264V51L262 50ZM62 53H63V52H62ZM73 53H74V51H73ZM78 53H79V52H78ZM110 53H111V51H110ZM130 53H131V52H130ZM144 53H145V52H143V54H144ZM149 53H150V52H149ZM167 53H168V52H167ZM226 53H227V52H226ZM5 54H6V56L8 55L9 58H7L8 56L6 57ZM19 54H20V53H19ZM38 54H40V53H37L36 56H37ZM49 54H51V51L49 52ZM60 54H61V52H60ZM63 54H64V53H63ZM75 54H77V52H76ZM75 54H74V55H75ZM80 54H81V53H80ZM102 54H103V53H101V55H102ZM143 54H141V55H143ZM162 54H163V53H162ZM168 54H169V53H168ZM236 54H238V55H236ZM20 55H21V54H20ZM23 55H26V56H27V54H25V53H24ZM23 55H21V56H23ZM67 55H68V54H66V59L70 57V55H68V57H67ZM81 55H82V54H81ZM81 55H80V56H81ZM105 55H106V54H105ZM107 55H108V54H107ZM141 55H140V56H141ZM180 55H181V54H180ZM222 55H220V56L217 58V60H218ZM249 55H250V54H249ZM249 55H248V56H249ZM2 56H3V57H2ZM21 56H20V57H21ZM26 56H25V57H26ZM34 56H35V55H34ZM38 56H39V55H38ZM48 56H49V55H48ZM48 56H46V59L49 58ZM52 56H54V55H52ZM52 56L50 55V58H52ZM60 56H63L62 59H63V58L65 59V55H62V54H61ZM60 56H59V57H60ZM77 56H78V55H77ZM102 56H103V58H104V55H102ZM108 56H109V55H108ZM110 56H111V55H110ZM110 56H109V58H110ZM113 56L115 57V54H114ZM113 56H112V58H113ZM135 56H136V55H133V56L130 57V58H134ZM138 56H137V57H138ZM154 56H155V55H154ZM161 56H162V55H161ZM185 56L187 57L186 53H185ZM188 56H189V55H188ZM209 56H210V55H209ZM209 56H208V57H209ZM224 56H222V57H224ZM246 56H247V55H246ZM4 57H5V58H4ZM12 57H11V58H12ZM16 57H18V56H16ZM41 57H42V58H41ZM72 57H73V55H72ZM72 57H71V58H72ZM75 57H76V55H75ZM100 57H101V56H100ZM106 57H107V56H106ZM119 57H120V56H119ZM121 57H122V56H121ZM145 57H146V56H144V58H145ZM165 57H166V55H165ZM169 57H170V56H169ZM174 57H176V56H173V58H174ZM196 57H197V56H196ZM212 57H213V56H212ZM232 57H233V58H232ZM240 57H242V56H240ZM3 58H4V59H3ZM11 58H10V59H11ZM26 58H27V57H26ZM29 58H30V57H29ZM32 58H33V57H32ZM36 58H37V57H36ZM36 58H35V59H36ZM55 58H56V56H55ZM60 58H61V57H60ZM60 58H59V59H60ZM103 58H102V59L100 58V60L98 59L99 63H100V62L104 63V62L102 61ZM112 58H111V59H112ZM154 58H155V57H154ZM154 58H153V59H154ZM170 58H171V57H170ZM238 58H239V57H238ZM244 58L246 59V57H244ZM244 58L242 57L243 60H244ZM16 59H17V58H16ZM23 59H25L24 56H23ZM37 59H38V61H39V58H37ZM37 59H36V61H37ZM46 59H45V60H46ZM66 59H65V60H66ZM69 59H70V58H69ZM69 59H67V60H69ZM84 59H85V58H84ZM111 59H109V60L112 61ZM117 59H118V57H117ZM117 59H115V60H117ZM127 59H128V58H127ZM140 59H141V58H140ZM176 59H178V58H176ZM176 59H175V60H176ZM186 59H188V58H186ZM199 59H200V58H199ZM206 59H207V58H206ZM213 59H214V58H213ZM220 59H222V58H220ZM220 59H219V60H220ZM235 59H236V60H235ZM239 59H240V58H239ZM247 59H248V58H247ZM1 60H0V61H1ZM18 60H19V57H18ZM27 60H28V58L26 59V62H27ZM45 60H43V61H45ZM48 60H49V59H48ZM48 60H47V61H48ZM50 60H52L53 63L55 64V61H56V60L54 61L53 58L50 59ZM50 60H49V62H50ZM60 60H61V59H60ZM60 60H57V61L60 62ZM65 60H64V61H65ZM67 60H66V61H67ZM71 60H74V57H73V59H71ZM77 60H78V59H77V57H76V58H75V61H77ZM90 60H91V59H90ZM109 60H107V58H106V62L109 61ZM122 60H123V59H122ZM122 60H121V59L118 60V61H119V64H118V65L124 63V61H122ZM125 60H126V59H125ZM134 60H135V59L131 60V62H133ZM137 60L139 61V57H138ZM143 60H144V59H143ZM164 60H165V59H164ZM164 60H163V62H164ZM166 60H167V59H166ZM204 60H205V59H203V61H204ZM210 60H211V59H210ZM233 60H232V62H233ZM240 60H241V59H240ZM243 60H242V61H243ZM4 61H3V62H4ZM11 61H12V59H11ZM14 61H15V60H14ZM16 61H17V60H16ZM19 61H20V60H19ZM38 61H37V62H38ZM47 61H46V62H47ZM75 61H74V63H75V65H76V62H75ZM83 61H84V60H83ZM85 61H87V59H86ZM93 61H95V60H93ZM96 61H97V59H96ZM96 61H95V62H96ZM104 61H105V59H104ZM120 61H121L122 63H121ZM126 61H127V60H126ZM126 61H125V63H126ZM138 61L136 62V64H134L135 66L137 65ZM150 61H151V60H150ZM150 61H149L148 63H150V68H151V65H153V64H151ZM160 61H161V59H160ZM177 61L179 62V60H177ZM177 61H176V63H177ZM198 61H199V60H198ZM201 61H202V59H201ZM201 61H199V62L201 63ZM208 61H209V60H208ZM214 61H216V60L214 59ZM246 61H247V60H246ZM246 61H245V60L243 61L244 64H245V66L248 64ZM5 62H6V61H5ZM26 62H24V64H25ZM34 62H35V60H34ZM37 62H36V63H37ZM46 62H45V63H46ZM49 62H47V63H48V64H51V66H49L48 64H47V65H48V68H51L53 65H52L51 62H50V63H49ZM77 62H79V60H78ZM88 62H89V61H87L86 63L88 64ZM91 62H92V61H90L89 63L91 64ZM112 62H114V61H112ZM163 62H162V63H163ZM165 62H166V61H165ZM165 62H164V63H165ZM199 62L196 61L197 64H198ZM218 62H219V61L216 62V65H218ZM221 62H222V60L219 62V63H220L219 66H220V67H221V66L223 67L224 65H222L223 63L221 64ZM245 62H246L247 64H246ZM11 63H12V62H11ZM16 63H17V62H16ZM39 63L42 64V63H43L42 60H41V62H39ZM57 63H58V62H57ZM62 63H64V62H62ZM71 63H72V62H71ZM71 63L68 62V64H71ZM74 63H73V64H74ZM84 63H85V62H84ZM92 63H93V62H92ZM96 63H97V62H96ZM96 63H95V64H96ZM99 63H98V64H99ZM102 63H100V64L102 65ZM117 63H118V62H117ZM129 63H130V62H129ZM133 63H134V62H133ZM142 63H143V62H141L140 65H142ZM157 63L160 64L161 62H157ZM164 63H163V64H164ZM169 63H170V61H169ZM169 63H168V64H169ZM171 63H172V64H175L174 61H173V62L171 61ZM171 63H170V66L167 64L168 67H170V68H168V69H170V70H169L170 72H172V70H171ZM203 63H204V62H203ZM209 63H210V62H209ZM234 63H235V62H234ZM3 64H4V63L0 62V65H3ZM5 64H7V63H5ZM8 64H10V63L8 62ZM8 64H7V66L11 67V66H13L12 64H14V63H12V64H10V65H8ZM43 64H44V63H43ZM43 64H42V65H39V64L37 63L38 66H43ZM87 64H85V65H87ZM93 64H94V63H93ZM95 64H94V65H95ZM98 64H97V66H98ZM108 64H109V63H105V65L103 64L104 67L106 66L103 70H101V68H102L101 65H99L100 67H96V65L94 66V65L91 64V66H92L91 68H92V69H94L93 66L99 69V70L97 69L98 71H97L96 69H95L94 71L98 72V74L96 73V74H97L96 76H97V80L100 79L99 82L101 81V82H100L101 84L104 83V82H102V79H101V78H104V79H105V77L108 78V77H107V76H108V73H109L108 70H110V68L107 67ZM114 64L116 65V62H114ZM114 64L112 65V63H111V64H109V65H111L112 67L114 66L113 69L115 70V65H114ZM232 64H233V63H232ZM44 65H45V67H46V64H44ZM56 65H57V64H56ZM56 65L53 66V67H56ZM59 65H60V63H59ZM59 65H57V67H58ZM65 65H67V64H64V66H65ZM83 65H84V64H82V68H83V70H84V67H85V66H83ZM118 65H117V66H118ZM143 65H144V64H143ZM143 65H142V66H143ZM145 65H146V64H145ZM147 65H148V64H147ZM147 65H146V66H147ZM199 65H200V64H199ZM199 65L196 66L195 68L199 67ZM216 65H215V64L212 65L213 68L216 67V68H215V72H217L216 70H217V68H218ZM225 65H226V63H225ZM235 65H237V64L235 63ZM238 65H239V64H238ZM238 65H237V66H238ZM240 65H241V64H240ZM240 65H239V66H240ZM3 66H4V68H5L6 65H3ZM21 66H22V65H21ZM32 66H33V65H32ZM62 66H63V65H62ZM76 66H78V65H76ZM88 66H89V65H88ZM88 66H86V67H88ZM120 66H121V65H120ZM120 66H118L119 69H121V68L123 67V71L125 70L124 73H126V74L129 75L130 77H131V76H132V77L134 76L133 74L130 75V72H129L130 69H131V70H132L131 73H134V72H133V71H134L133 68H131V67L128 68V66H131V65H127V68H126V64L123 65V66H121V67H120ZM124 66H125V69H124ZM146 66H145V69H146ZM176 66H177V65H176ZM210 66H211V65H210ZM214 66H215V67H214ZM229 66H230V65H228V66L226 65L225 68H226V67H229ZM239 66H238V67L235 66L236 69L239 68ZM247 66H248V65H247ZM14 67H16L15 64H14V66H13V69H14ZM53 67H52V68H53ZM57 67H56V68H57ZM59 67H61V66H59ZM59 67H58V68H59ZM65 67H66V66H65ZM70 67H72V66L70 65ZM118 67H117V68H118ZM138 67H139V66H138ZM156 67H157V66H156ZM172 67H173V66H172ZM174 67H175V66H174ZM179 67H180V66H179ZM201 67H202V66H201ZM207 67H208V66L205 65L204 69L207 68ZM220 67H219V69L221 70L222 67H221V68H220ZM231 67L233 68V66H231ZM235 67H234V68H235ZM240 67L242 68V66H240ZM34 68H35V66H34ZM52 68H51V69H52ZM62 68H64V67H62ZM67 68H68V67H66L65 69H62V70L65 71ZM79 68H81V66H80ZM82 68H81V69H82ZM107 68H108V70H107ZM117 68H116V69H117ZM134 68H135V67H134ZM148 68H149V67H148ZM157 68H158V67H157ZM209 68H210V67H209ZM246 68H247V67H246ZM248 68H249V67H248ZM5 69H6V68H5ZM5 69H4V70H5ZM11 69H12V68H11ZM11 69H9V68L7 67L6 70H7V71H8V70L11 71ZM13 69H12V71H13ZM18 69H19V68H18ZM59 69H60V68H59ZM72 69H74V68H72ZM85 69H86V68H85ZM105 69H106L107 71H106ZM113 69L110 70V72H111L112 75H113L114 73L116 74V72L119 70V69H117L116 72L112 73V72H113V71H112ZM138 69H139V68H138ZM140 69H141V68H140ZM140 69H139V70H140ZM145 69H144V70H145ZM151 69H152V68H151ZM151 69H148V70H151ZM153 69H154V68H153ZM158 69H159V68H158ZM202 69H203V68H202ZM219 69H218V70H219ZM226 69L228 70V72H231V68H230V69H229V68H226ZM0 70H3V67H2V69H0ZM47 70L49 71L50 69H47ZM53 70H55V68H53ZM68 70H70V69L68 68ZM68 70H67V71H68ZM77 70H78V69H77ZM83 70H81V71H83ZM86 70H87V69H86ZM104 70H105V71H104ZM126 70H127V71H126ZM135 70H136V69H135ZM148 70H145V71H147V73H148ZM195 70H196V73L199 72L197 69H195ZM200 70H201V68H200ZM220 70H219V71H220ZM222 70H223V69H222ZM222 70H221V71H222ZM232 70L234 71V73H236V75L239 76V78H238L239 80L236 81V82H237L236 84H238V82L241 80L240 77L243 76V75L240 76L239 73H240V71H241V73H242V72H243V69H240V68L237 69L239 72H238L237 70H234V69H232ZM14 71H15V69H14ZM14 71H13V72H14ZM57 71H59V70H57ZM70 71H71V70H70ZM84 71H85V70H84ZM84 71H83V74L85 75L86 72L84 73ZM90 71H91V70L87 71V74H88V75H90V74L95 75V74H94L95 72L92 71L93 73H90ZM99 71H101L103 74H104V72H105V73L107 72V75H106V74L102 75V74L99 73ZM103 71H104V72H103ZM154 71H155V70H154ZM159 71H160V70H159ZM162 71H163V70H162ZM162 71H160V74L163 73ZM176 71H177V70H176ZM179 71H180V70H179ZM179 71H177V72H179ZM202 71H203V70H202ZM213 71H214V70H213ZM219 71H218V74L221 73V72H219ZM233 71H232V72H233ZM0 72H2V71H0ZM3 72H4V71H3ZM17 72H19V70H17ZM17 72H15V73L17 74ZM20 72H21V71H20ZM23 72H24V71H23ZM30 72H31V71H30ZM54 72H55V71H54ZM59 72L63 73L62 71H59ZM118 72H119V71H118ZM118 72H117V74H118ZM127 72H128L129 74H128ZM138 72H139V71H138ZM143 72H144V71H143ZM173 72H174V71H173ZM194 72H195V71H194ZM205 72H206V71H205ZM215 72H214V75H218L217 73L215 74ZM225 72H226V71H225ZM232 72H231V73H228L229 75H228V74H227V75L230 76V74H232ZM237 72H238V73H237ZM43 73H44V72H42V74H43ZM61 73H59V75H60ZM65 73H66V72H65ZM120 73H121V75H122V71H120ZM153 73H154V72H153ZM167 73H168V70H167ZM179 73H180V72H179ZM234 73H233V75H234ZM241 73H240V74H241ZM2 74H3V73H2ZM2 74H1V75H2ZM25 74H26V73H25ZM27 74H28V73H27ZM55 74H56V73H55ZM63 74H64V73H63ZM87 74H86V75H87ZM99 74L102 75V76H104V77H101ZM115 74H114V75H115ZM117 74H116V75H117ZM172 74L174 75V74H176V72H175V73H172ZM181 74H182V73H180V75H181ZM225 74H226V73H225ZM14 75H15V74H14ZM45 75H46V74H45ZM86 75H85V76H86ZM93 75H92V76H93ZM98 75L100 76V78L98 77ZM105 75H106V76H105ZM109 75H110V74H109ZM118 75H120V74H118ZM124 75H125V74H124ZM124 75H122V76L124 77ZM127 75H125V76H126L125 78H126V80H127V78H128V81H127V82H130V81H129V78H130V77H127ZM145 75H148V74H145ZM154 75H155V74H153V76H154ZM166 75H167V77H169L168 74H166ZM170 75H171V74H170ZM182 75H183V74H182ZM182 75H181V77H182ZM205 75H206V74H205ZM219 75H220V74H219ZM233 75H231L230 78H231ZM6 76H7V75H6ZM22 76H24V75H22ZM62 76H63V75H62ZM90 76H91V75H90ZM92 76H91V77H92ZM142 76H143V75H142ZM175 76H176V75H175ZM184 76H185V75H184ZM83 77H84V76H83ZM86 77H87V76H86ZM93 77L96 78L95 76H93ZM111 77H112V76L110 75V78H111ZM113 77H114V79H116L117 76H113ZM113 77H112L111 80H113ZM132 77H131V78H132ZM134 77H135V76H134ZM144 77H145V76H144ZM144 77H143V79H142L143 81H144V79H145ZM146 77H147V76H146ZM157 77H159V74H158ZM157 77H156V75H155V78H157ZM172 77H173V78H172ZM177 77H178V74H177ZM177 77H176V78H177ZM190 77H191V76H190ZM199 77H200V76H199ZM205 77H207V76H205ZM216 77H217V76H216ZM226 77H227V76H226ZM226 77H225V79H223V80H227V79L229 80V78L227 77V79H226ZM233 77H234V76H233ZM246 77H247V76H246ZM246 77H245V78H246ZM8 78H9V77H8ZM14 78H15V77H14ZM24 78H26V77L24 76ZM24 78H23V79H24ZM38 78H39V77H38ZM87 78L89 79V76H88ZM110 78H108V79H110ZM120 78H121V77H120ZM155 78H154V79H155ZM170 78L173 79V81H174V79H175L174 76H171ZM170 78H168L169 81L171 80ZM188 78H189V77H188ZM192 78H193V77H192ZM195 78H196V77H195ZM197 78H198V77H197ZM197 78L194 79V80H198V82H197V81H196V82H197V83H200V80L197 79ZM200 78H201V77H200ZM243 78H244V76L242 77V79H243ZM3 79H5V78H3ZM9 79H10V78H9ZM12 79H13V77H12ZM23 79L21 80V78H20L21 81H23ZM27 79H28V81L30 80V78H29L28 76H27L26 80H27ZM36 79H37V78H36ZM92 79H93V78H92ZM92 79H90V80H92ZM148 79H149V78H148ZM162 79H163V78H162ZM177 79H178V80H175V82H176V81H179V78H177ZM181 79H182V82H183V84H184V82H185L186 79H185L184 77L181 78ZM206 79H207V78H206ZM217 79H219V77H218ZM247 79H248V78H247ZM247 79H246V80H247ZM13 80H15V79H13ZM18 80H19V79H18ZM20 80H19V84H18V85H20V82H21ZM33 80L35 81L34 78H33ZM41 80H43L42 77H41ZM46 80H47V79H46ZM49 80H50V79H49ZM86 80H87V79H86ZM97 80H96V79H95V81L92 80V82H93V83H94V82L96 83ZM111 80H110V82L108 81V82H109V83H108L109 85L107 84V81L104 80L106 84L104 83L102 86H101V85H99V86H101V88H102L104 85H105V86H107V85L110 86V85L113 83V81H112V83H111ZM124 80H125V79H124ZM130 80H131V79H130ZM166 80H167V79H166ZM166 80H165V82H168V81H166ZM183 80H184V81H183ZM187 80H188V81H189V80L191 81V78H190V79H187ZM235 80H236V77H235L234 80H233V79L229 80V82L234 81L233 83H235ZM246 80L243 79V85H244V83H245L244 81H246ZM3 81H5V80H3ZM24 81H25V79H24ZM28 81H26V82H28ZM34 81L31 80L30 83L32 84V82H33L34 87H35V85H38V81H37V83L34 82ZM50 81H52V80H50ZM73 81H75V80H73ZM87 81H89V80H87ZM115 81H116V80H115ZM140 81H141V80H140ZM151 81H153V78H152ZM154 81H155V80H154ZM156 81H157V80H156ZM171 81H172V80H171ZM171 81L168 82V83H171ZM190 81H189V82H190ZM216 81H217V80H216ZM0 82H1V81H0ZM7 82H8V81H7V79H6V81H5L4 83H7ZM11 82H13V81H11ZM54 82H56V81L53 80L52 83H54ZM57 82H58V81H57ZM84 82H85V81H84ZM90 82H91V81H89V83H87V84L90 85V84H91ZM99 82H98V83H99ZM127 82H126V83H127ZM189 82H188V83H189ZM191 82H192V81H191ZM219 82H220V79H219ZM221 82H222V79H221ZM226 82L229 83L228 81H226ZM246 82H247V81H246ZM1 83H2V82H1ZM35 83H36V84H35ZM43 83H44V80H43ZM43 83H42V84H39V86L42 85L41 87H44V86H43ZM45 83H46V81H45ZM45 83H44V85H45ZM60 83H61V82H59V85H60ZM82 83H83V82H82ZM98 83H96V85H97ZM110 83H111V84H110ZM114 83H115V82H114ZM130 83H133V82H130ZM152 83H153V82H152ZM155 83H156V82H155ZM168 83H167V84H168ZM178 83H179V82H177V84H178ZM180 83H181V82H180ZM186 83H187V82H186ZM205 83H206V82H205ZM240 83H242V82L240 81ZM7 84H8V83H7ZM7 84H6V85H7ZM13 84H14V83H13ZM33 84H32V86H33ZM84 84L87 85L86 82H85ZM84 84L81 85V84L79 83L78 86L81 85V89H82V87L84 86ZM146 84H147V83H146ZM194 84H195V83H194ZM236 84H235V87H234L233 85H232V87H233V89H234V88H237V87L240 88V89L237 90L238 92H240L242 86L240 85V87H239V85L237 86ZM1 85H2V84H1ZM1 85H0V87H1ZM6 85H5V88L8 89V88H7L8 86H6ZM16 85H17V84H16ZM21 85H22V84H21ZM21 85H20V86H21ZM50 85H51V86H50ZM50 85H48V87L50 86L51 89L53 88V90H51L52 93H53L54 91H57L56 89H54V86H56L55 83H54L53 85H52V84H50ZM91 85H93V84H91ZM91 85H90V87H91ZM149 85H150V84H148V86H149ZM151 85L153 86L154 84H151ZM151 85H150V86H151ZM170 85H171V84H170ZM175 85H176V83H175ZM175 85H174V86H175ZM178 85H179L178 87H180L181 84H178ZM192 85H193V84H192ZM219 85H221V84H219ZM228 85H230V84H228ZM3 86H4V85H3ZM28 86H31V85H28ZM39 86H38V87H39ZM45 86H46V85H45ZM52 86H53V87H52ZM94 86H95V85H94ZM97 86H98V85H97ZM115 86H118V85L116 84ZM133 86H134V85H133ZM137 86H139V85H137ZM150 86H149V87H150ZM166 86H167V85H166ZM166 86H165V87H166ZM174 86L172 85V87H171V86L168 85L169 89H170V87L172 88L171 91H174V89H175ZM182 86H183V85H182ZM197 86H198V85H197ZM197 86H196V87H197ZM34 87H33V88H34ZM36 87H37V86H36ZM56 87H57V86H56ZM85 87H86V88H85ZM85 87H83V90H84V88H85L84 92L86 91V89L89 88L88 86H85ZM87 87H88V88H87ZM95 87H96V86H95ZM119 87H120V84H119ZM149 87H147L144 91L146 92V90H147ZM173 87H174V88H173ZM194 87H195V86H194ZM228 87H229V86H228ZM245 87H246V84H245ZM14 88H15V87H14ZM16 88H17V87H16ZM16 88H15V89H16ZM26 88H28V87H26ZM45 88H46V87H45ZM125 88H126V89H127V88L130 89V88H132V85H131V87H129V85H128V87H126V85H125ZM150 88H151V87H150ZM166 88H167V87H166ZM190 88H191V87H190ZM192 88H193V87H192ZM229 88H231V85H230ZM28 89L30 90L31 88L29 87ZM37 89H39V88H37ZM37 89H36V90H37ZM94 89H95V88H94ZM96 89H98V88H96ZM103 89H104V87H103L102 89H100V90H102V93H103ZM106 89H109V88H105V92H104V94H103L104 96H106L105 93H106V94H109V93L112 91V90L110 91V89H111V88H110V89H109L110 92L108 93V91H106ZM135 89H136V88H135ZM139 89H140V88H138V90H139ZM169 89H167L168 92H169ZM178 89H179V88H178ZM182 89H183V88H182ZM233 89H232V90H233ZM8 90H9V89H8ZM19 90H22V89L20 88ZM25 90H27V89H25ZM25 90H22L21 92H23V91H25ZM36 90H35V92H36ZM42 90H44V89H42ZM42 90L40 91V89H39V90H38V93H39V91H40L41 93H44V95H48L47 93L50 92V91L48 92L47 89H45V90H46V93H45V90H44L43 92H42ZM100 90H95L97 94H95L94 98H95L96 96H98V91L100 92ZM148 90L150 91V89H148ZM151 90H152V88H151ZM157 90H158V89H157ZM165 90H166V89H165ZM180 90H181V89H180ZM9 91H10V90H9ZM9 91L7 92V90H6V91L4 90L3 92H7V93L9 94ZM79 91H81V90H79ZM95 91H94V92L92 91L93 93H91V94H94ZM126 91H127V90H126ZM128 91H129V90H128ZM133 91H134V90H133ZM144 91H143V92H144ZM190 91H191V90H190ZM194 91H195V88H194ZM196 91H197V90H196ZM230 91H231V89H230ZM237 91H236V89L234 90L235 93H236ZM10 92H11V91H10ZM21 92H20V93L17 92L16 94H17V95H18V94H19V95H23L24 92H23V94H21ZM88 92H89V91H88ZM90 92H91V91H90ZM175 92L177 93L176 89H175ZM175 92H174V93H175ZM182 92H183V91H182ZM242 92H243V90H242ZM0 93H1V91H0ZM79 93H80V92H79ZM79 93H78V95H80ZM86 93H87V91L85 92V94H86ZM100 93H101V92H100ZM128 93H129V92H128ZM133 93H135V92H133ZM147 93H148V92H147ZM149 93H150V92H149ZM162 93H163V92H162ZM165 93H167V92H165ZM171 93L173 94V92H171ZM176 93L174 94V95H175L174 98H176V96H177ZM184 93H185V92H184ZM191 93H193V92H191ZM232 93H233V91H232ZM243 93H244V92H243ZM25 94H26V93H25ZM35 94H37V92H36ZM53 94H54V93H53ZM53 94H52V95H53ZM85 94H84V95L82 94V95L85 96ZM117 94H118V93H117ZM159 94H160V93H159ZM163 94H164V93H163ZM239 94H240V93H239ZM3 95H4V94H3ZM3 95H2V96H3ZM5 95H6V94H5ZM19 95H18V96H19ZM37 95H38V94H37ZM67 95H68V94H67ZM86 95H87V94H86ZM101 95H102V94H101ZM101 95H100V96H101ZM127 95H128V94H127ZM131 95H132V94H131ZM134 95H135V94H134ZM134 95L130 96L131 99H132V97H133ZM182 95H184V94H182ZM192 95H193V94H192ZM233 95H234V94H233ZM236 95H237V93H236ZM6 96H7V95H6ZM14 96H15V95H14ZM18 96H17V97H18ZM32 96H35V97H36V95H33V93H32ZM50 96H51V94H49V97H50ZM54 96H55V95H54ZM56 96H57V95H56ZM88 96H90V95H88ZM88 96H86V97H84V98H87ZM92 96H93V95H92ZM92 96H90V98H92ZM100 96H99V99H100ZM104 96H102V100H103V97H104ZM118 96H120V95H118ZM135 96H136V95H135ZM163 96H164V95H163ZM171 96H172V95H171ZM184 96H185V95H184ZM0 97H1V96H0ZM7 97H8V96H7ZM17 97H16V98H17ZM24 97H25L24 95H23V98H22L21 96L18 97V102H19V103L22 102L21 104H22L23 106H21V105L18 103V104L22 107V109H23V107H25V106L27 105V101H26V100H24V103H25V101H26V103H25L26 105L23 103V101H21L22 99H26V98H27V97H26V98H24ZM35 97H34V99H36V102H37V100H38L37 98H40L41 95H40L39 97H36V98H35ZM43 97H44V96H43ZM51 97H52V96H51ZM110 97H111V96H110ZM115 97H117V95H116ZM120 97H122V96H120ZM123 97H126V96L124 95V93H123ZM130 97H129V99H130ZM179 97H180L181 100H182L183 97L180 96V94H179V96L177 97V99H174L175 101L178 100V101H176V103L178 102L177 104H181V103L183 102V100L180 101V98H179ZM194 97H195V96H194ZM1 98H2V97H1ZM19 98H20V99L22 98V99L20 100ZM41 98H42V97H41ZM46 98H47V96H46ZM53 98H54V97H53ZM62 98H63V97H62ZM84 98H83V99H84ZM90 98H89V99L87 98V99L90 100ZM106 98H108V95L106 96ZM117 98H118V97H117ZM126 98H127V97H126ZM126 98L123 99V102H122V103L125 102L124 100H126ZM163 98H164V97H163ZM178 98H179V99H178ZM11 99H12V98H11ZM27 99L29 100V97H28ZM31 99H32V98H30V100H31ZM131 99H130V100H131ZM133 99H134V97H133ZM143 99H144V98H143ZM145 99H146V98H145ZM183 99H184V98H183ZM0 100H1V99H0ZM12 100H13V99H12ZM19 100H20V101H19ZM41 100H43V102H44L45 97H44V99H41ZM52 100H54V99H52ZM57 100H58V99H57ZM59 100H60V99H59ZM104 100H106V99H104ZM115 100H116V99H114V101H115ZM118 100H119V99H118ZM118 100H117V102H118ZM139 100H140V98H139ZM4 101H5V100H4ZM55 101H56V100H55ZM83 101H84V100H83ZM91 101H92V99H91ZM100 101H101V100H100ZM143 101H144V100H143ZM175 101H174V102H175ZM185 101H186V100H185ZM15 102H17V100H16ZM28 102H29V101H28ZM30 102H31V101H30ZM33 102H35V101L33 100ZM51 102H52V101H51ZM51 102H50V103H51ZM94 102H95V101L93 100V103H94ZM109 102H111V101H109ZM126 102H127V101H126ZM130 102H131V101H130ZM140 102H141V101H140ZM180 102H181V103H180ZM188 102H189V100H188ZM0 103H2V102H0ZM37 103H38V102H37ZM37 103H36V105H38ZM45 103L47 104V102H45ZM54 103H55V102H54ZM57 103L60 104L59 102H56V105H57ZM62 103H63V100H62ZM96 103H97V97H96ZM96 103H95V105H96ZM98 103H99V102H98ZM98 103H97V104H98ZM144 103H145V102H144ZM144 103H143V104H144ZM146 103H147V101H146ZM172 103H173V102H172ZM190 103H191V102H189V104H190ZM29 104H30V105L33 104V106H31L30 108H31L32 110H34V109L32 108V107H34V108H35V111H36V105H35L34 103H32V104H31V103H28V105H29ZM87 104H88V103H87ZM91 104H92V103H91ZM101 104H102V102H101ZM137 104H138V103H137ZM19 105H18V106H19ZM34 105H35V106H34ZM103 105H106V104L103 103ZM103 105H102V106H103ZM132 105H133V104H132ZM138 105H140V104H138ZM173 105H174V104H173ZM0 106H1V105H0ZM3 106H4V105H3V103H2V108H3ZM15 106H16V105H15ZM18 106H16L14 109H12L11 112H14V110L17 109ZM47 106H48V104H47ZM47 106H45V107H47ZM50 106H51V104H50ZM52 106H54L53 102H52ZM52 106H51V107H52ZM100 106H101V105H100ZM128 106H129V105H128ZM142 106H143V105H142ZM157 106H158V105H157ZM178 106H179V105H178ZM187 106H188V103H187ZM11 107H12V106H11ZM21 107H19V108H21ZM39 107H42V108H43L44 106H42V104L40 105V102H39V105H38V107H37V111H38V108H39ZM51 107H48V108H45V109H48V110L51 112V111H52V110H51ZM56 107L59 108V105H57ZM89 107H90V105H89ZM158 107H159V106H158ZM172 107H173V106H172ZM12 108H13V107H12ZM30 108H29V109H30ZM49 108H50V109H49ZM92 108H93V107H92ZM104 108H105V107H104ZM126 108H129V107H126ZM126 108H125V109H126ZM144 108H146V107H144ZM187 108H188V107H187ZM0 109H1V108H0ZM4 109H5V108H4ZM27 109H28V106H27ZM52 109H54V108H52ZM141 109H143V107H141ZM159 109H160V107H159ZM159 109H158V110H159ZM40 110H42V109H39L38 114H40L39 112H42V111H43V110H42V111H40ZM48 110H47V112H48ZM54 110H55V109H54ZM54 110H53V112H56V111L60 110L59 112L61 113V111H62V110H61V107H60L59 109H57L56 111H54ZM144 110H145V109H144ZM160 110H163V109H160ZM164 110H167V109L165 108ZM169 110H170V109H169ZM171 110H172V108H171ZM173 110H174V108H173ZM25 111H27V110L25 109ZM25 111H24V113H25ZM91 111H92V110H91ZM9 112H10V111H9ZM16 112H17V110H16ZM30 112H31V113H30V116H29V115H27V116L32 117L31 115H33L35 112L33 113L31 110H30ZM43 112L45 113V111H43ZM43 112H42V113H43ZM66 112H67V111H66ZM68 112H69V111H68ZM68 112H67V113H68ZM136 112H137V111H136ZM147 112H148V111H147ZM152 112H153V111H152ZM164 112H165V111H163L162 116H163ZM5 113H6V112H5ZM32 113H33V114H32ZM69 113H70V112H69ZM121 113H122V112H121ZM123 113H124V112H123ZM137 113H138V112H137ZM154 113L157 114L158 112H154ZM175 113H176V112H175ZM175 113L173 114V116H175ZM50 114H51V113H50ZM50 114H49V115H50ZM52 114L55 115L54 113H52ZM83 114H84V113H83ZM23 115H24V114H23ZM43 115H44V114H43ZM43 115H42V116H43ZM57 115H58V114H56V118H54V120H55V119H56V120L58 119V118H57ZM143 115H144V114H143ZM150 115H151V114H150ZM152 115H153V114H152ZM178 115L180 116V114H178ZM189 115H190V114H189ZM24 116H26V115H24ZM44 116H45V115H44ZM47 116H48V114L46 113V116H45L46 119H52V118H53L52 115H51L50 118H48L49 116H48V117H47ZM58 116H59V115H58ZM65 116H66V115H65ZM68 116H70V115L68 114ZM123 116H124V115H123ZM135 116H136V114H135ZM144 116H145V115H144ZM144 116H143V117H144ZM147 116H148V115H147ZM179 116H177V113H176V117L179 118ZM10 117H11V116H10ZM17 117H18V116H17ZM34 117H35V116H34ZM34 117H33V118H34ZM36 117H37V115H36ZM36 117H35V118H36ZM84 117H85V116H84ZM120 117H122V116H120ZM148 117H149V116H148ZM156 117H157V116H156ZM171 117H172V116H171ZM19 118H20V117H19ZM19 118H17L18 121H19ZM24 118L26 119V120H25L26 122H28V121L30 120V119L27 120V119H28L27 117H24ZM66 118H67V117H66ZM81 118H82V117H81ZM158 118H159V117H158ZM158 118H157V119H158ZM174 118H175V117H174ZM180 118H181V116H180ZM185 118H186V117H185ZM14 119H16V118H14ZM69 119H70V118H69ZM69 119H68V120H69ZM123 119H125V118H123ZM153 119L155 120V118H152V121H153ZM21 120H22V119H21ZM56 120H55L54 122H56ZM71 120H72V119H71ZM145 120H146V118H145ZM148 120H149V119H148ZM177 120H178V119H177ZM177 120H176V121H177ZM11 121H12V120H11ZM39 121H40V120H39ZM44 121L46 122V120H44ZM51 121H52V120H51ZM51 121H50V122H51ZM58 121H59V120H58ZM69 121H70V120H69ZM80 121H81V119H80ZM146 121H147V120H146ZM150 121H151V120H150ZM152 121H151V122H152ZM176 121H175V124H176ZM14 122H16V121H14ZM22 122H23V120H22ZM26 122H25V123H26ZM32 122H34V121H32ZM40 122H41V121H40ZM45 122H43V118H42V122H41L42 125H43ZM47 122H48L47 124H49V120H48ZM52 122H53V121H52ZM54 122H53L54 125L58 123V122H57V123H54ZM60 122H61V121H60ZM81 122H82L81 124H83L85 121L83 122V120H82ZM179 122H180V120H179ZM17 123H18V122H17ZM17 123H15V124H17ZM23 123H24V122H23ZM28 123H29V122H28ZM28 123H27V124H28ZM30 123H31V121H30ZM30 123H29V124H30ZM64 123H65V122H64ZM67 123H69V122H67ZM153 123H154V122H153ZM161 123H162V122H161ZM173 123H174V121H173ZM173 123H172V124H173ZM9 124H13V123L11 122V123H9ZM9 124H8V126H9ZM18 124H20V121H19ZM18 124H17V125H18ZM31 124L34 125V123H31ZM47 124H45V125L47 126ZM69 124H70V123H69ZM145 124H147V123H145ZM155 124H156V123H155ZM155 124H153V125H155ZM158 124H159V123H158ZM164 124H165V123H164ZM164 124H163V125H164ZM166 124H167V122H166ZM175 124H173V125H175ZM20 125H21V124H20ZM35 125H36V124H35ZM42 125H41V126H42ZM58 125H59V124H58ZM83 125H84V124H83ZM83 125H82V127H83ZM3 126H4V125H3ZM8 126H7V127H8ZM23 126H24V125H23ZM31 126H32V125H31ZM36 126H37V125H36ZM36 126H35V127H36ZM51 126H52V125H51ZM133 126H134V124H133ZM10 127H11V126H10ZM42 127H43V126H42ZM47 127H48V126H47ZM53 127H54V126H52L51 129H50V127H49V130H52ZM82 127H81V128H82ZM134 127H135V126H134ZM152 127H153V126H152ZM155 127H156V126H155ZM155 127H154V128H155ZM157 127H158V126H157ZM157 127H156V128H157ZM171 127H172V126H171ZM26 128H27V127H26ZM61 128H62V127H61ZM73 128H74V127H73ZM84 128H85V126H84ZM9 129H10V128H9ZM35 129H36V128H35ZM85 129H86V128H85ZM170 129L172 130V128H170ZM170 129H169V131H170ZM29 130H30V129H29ZM29 130H28V131H29ZM36 130H37V129H36ZM61 130H62V129H61ZM156 130H157V129H156ZM181 130H182V129H181ZM39 131H40V130H39ZM43 131H44V130H43ZM45 131H46V130H45ZM53 131H54V130H53ZM35 132H36V131H35ZM47 132H48V131H46V133H47ZM173 132H174V131H173ZM177 132H178V131H177ZM28 133H30V132H28ZM31 133H32V132H31ZM40 133H44V132L41 131ZM46 133H44V134L46 135ZM49 133H50V131H49ZM86 133H87V132H86ZM160 133H161L160 131H159V134H158V132H157L158 136L161 135ZM167 133H168V132H167ZM38 134H39V133L37 132V135H38ZM174 134H175V133H174ZM187 134H188V133H187ZM42 135H43V134H42ZM52 135H53V134H52ZM146 135H147V134H146ZM181 135H182V134H181ZM181 135H180V136H181ZM192 135H193V134H192ZM12 136H13V135H12ZM34 136H35V135H34ZM47 136H48V134H47ZM149 136H150V135H149ZM158 136H157V138H158ZM166 136H167V135H166ZM168 136H169V135H168ZM175 136H176V135H175ZM188 136H189V135H188ZM190 136H191V135H190ZM190 136H189V137H190ZM193 136H194V135H193ZM19 137H20V136H19ZM21 137H22V136H21ZM39 137L42 138L43 136H40V135H39ZM39 137H37V138H39ZM44 137H46V136H44ZM48 137H51V136L49 135ZM67 137H68V136H67ZM172 137H174V136H172ZM199 137H200V136H199ZM32 138H33V137H32ZM41 138H40V139H41ZM64 138H65V137H64ZM167 138H168V137H167ZM170 138H171V136H170ZM192 138H194V137H192ZM197 138H198V136H197ZM200 138H201V137H200ZM34 139H36V138H34ZM40 139H39V140H40ZM65 139H66V138H65ZM108 139H109V138H108ZM174 139H175V138H174ZM186 139L188 140V139H191V138H188V137L186 136V138H184L183 140H186ZM194 139H195V138H194ZM194 139H191V140H194ZM202 139H203V138H202ZM17 140H18V138H17ZM28 140H29V138H28ZM28 140H26V141H28ZM36 140H37V139H36ZM39 140H38V142H39ZM41 140H42V139H41ZM134 140H135V139H134ZM164 140H165V139H164ZM171 140H172V139H171ZM171 140L168 138L169 143H172V142L174 141V140H172V142H171ZM183 140H182V141H183ZM191 140H190V142H189V140H188V142H189L188 144H189V145H190L191 143H193V141L191 142ZM196 140H198V139H196ZM196 140H194V141H196ZM24 141H25V140H24ZM26 141H25V143H26ZM31 141L34 142L33 139H31ZM141 141H142V140L138 141V144H140L139 142H141ZM200 141H201V139H200ZM38 142L35 141V143H33V144L35 145V144L38 143ZM41 142H42V141H41ZM174 142H175V141H174ZM198 142H199V141H198ZM27 143H29V142H27ZM143 143H144V145H145V141H143ZM143 143H142V144H143ZM147 143H148V142H147ZM182 143L184 144V141H183ZM182 143H181V145H183ZM185 143H186V142H185ZM195 143H196V142H195ZM199 143H200V142H199ZM201 143H202V142H201ZM201 143H200V144H201ZM131 144H133V143H131ZM131 144H130V146H131ZM165 144H168V143H165ZM186 144H187V143H186ZM188 144H187V145H188ZM30 145H31V144H30ZM30 145H29V146H30ZM87 145H88V144H87ZM124 145H125V144H124ZM135 145H137V143H136ZM181 145H180V147H177V148H180V149H181V150L179 149V151H182L183 153L186 152L187 150L190 151L191 148H190V149H187V150H184V149L182 150L183 146H181ZM187 145L184 144V146H187ZM189 145L187 146L188 148H189ZM191 145H192V144H191ZM195 145H196V144H195ZM31 146H32V145H31ZM91 146H92V145H91ZM121 146H122V145H121ZM137 146H138V145H137ZM141 146H143V145H141ZM148 146H149V144H148ZM166 146H167V145H166ZM170 146H171V144H170ZM199 146H200V145H199ZM23 147L25 148L24 145H23ZM105 147H106V146H105ZM149 147H151V146H149ZM26 148H27V144H26ZM28 148H29V147H28ZM41 148H42V147H41ZM86 148H87V147H86ZM91 148H92V147H91ZM132 148H133V146H132ZM132 148L130 149V151L133 150L134 152H137V153H134V154H133L134 156H136L135 154H137V156H138V155H139V156L141 155V154H139L138 151L141 150L142 147H140V148H139V147H134L133 149H132ZM135 148H136L137 150H135ZM138 148H139V149H138ZM161 148H162V147H161ZM166 148H167V147H166ZM0 149H1V148H0ZM48 149H49V148H48ZM50 149H51V148H50ZM89 149H90V148H89ZM105 149H106V148H105ZM144 149H145V148H144ZM149 149H150V148H149ZM199 149H200V148H199ZM2 150H3V149H2ZM23 150H24V149H23ZM91 150H92V149H91ZM91 150H90V152H91ZM195 150H197V149H195ZM202 150H204V149H202ZM28 151H29V150H28ZM45 151H47V150H45ZM70 151H71V150H70ZM108 151H109V150H108ZM128 151H129V149H128ZM154 151H155V149H154ZM24 152L26 153V149H25ZM47 152H48V151H47ZM182 152H181V155H183ZM204 152L206 153L207 150H204ZM242 152H243V151H242ZM2 153H3V152H2ZM36 153H37V152H36ZM38 153H39V152H38ZM49 153H50V152H49ZM52 153H54V152H52ZM52 153H51V154H52ZM58 153H59V152H58ZM66 153H67V152H66ZM123 153H124V152H123ZM140 153H141V151H140ZM179 153H180V152H179ZM186 153H187V152H186ZM186 153H185V155H186ZM43 154H44V153H43ZM47 154H48V153H47ZM54 154H55V153H54ZM61 154H62V153H61ZM63 154H65V153H63ZM67 154H68V153H67ZM69 154H71V152H70ZM93 154H94V153H93ZM190 154H191V152H190ZM194 154H195V153H194ZM194 154H193V155L191 154V155L194 156ZM207 154H208V152H207L205 155H204V154H203V155L206 156ZM26 155H27V153H26ZM71 155H72V154H71ZM88 155H89V153H88ZM90 155H91V154H90ZM90 155H89V157L91 158ZM108 155H109V154H108ZM108 155H107V156H108ZM133 155L131 154V156H133ZM143 155H144V154H143ZM178 155H179V154H177V156H178ZM181 155H179L178 157L182 158ZM185 155H184V158L186 157ZM4 156H5V154H4ZM27 156H28V155H27ZM29 156H30V155H29ZM31 156H32V155H31ZM43 156H45V154H44ZM50 156H52V155H50ZM53 156H54V155H53ZM55 156H56V155H55ZM119 156H121V155H119ZM127 156H129V154H128ZM139 156L136 157L138 160L140 159ZM208 156H209V154H208ZM45 157L47 158V156H45ZM45 157H44V158H45ZM122 157H123V155H122ZM141 157H142V155H141ZM188 157L190 158L189 154H188ZM1 158H2V157H1ZM62 158H63V157H62ZM64 158H65V157H64ZM86 158H87V157H86ZM90 158H88L89 161H91ZM117 158H118V156H117ZM131 158H134V157H129V159H131ZM150 158H151V157H150ZM174 158H175V157H174ZM180 158H175V159H176V160H177V159L180 160ZM189 158H185V159H188V160H189ZM206 158H207V156L205 157V159H206ZM209 158H210V157H209ZM32 159H33V158H31L30 160H32ZM38 159H39V158H38ZM41 159H42V158H41ZM70 159H72V158H70ZM88 159H86V160H88ZM129 159H128V160H129ZM185 159H184V160H185ZM193 159H194V157H193ZM193 159H192V160H193ZM27 160H29V158H28ZM39 160H40V159H39ZM52 160L55 161V162H52V163H53V166H54V164L56 163L57 160H54V157H53ZM66 160H68V158H67ZM96 160H97V159H96ZM115 160H116V159H115ZM133 160H135V159H132V160H130V161H133ZM138 160H137V161H138ZM140 160H141V159H140ZM160 160H161V159H160ZM179 160H177V162H179ZM181 160H182V159H181ZM188 160H187V161H188ZM195 160H196V159H195ZM244 160H245V159H244ZM82 161H83V160H82ZM92 161H93V160H92ZM92 161H91V162H92ZM130 161H129V162H130ZM182 161H183V160H182ZM182 161H181V164L183 163ZM245 161H246V160H245ZM26 162H27V161H26ZM32 162H34V161H32ZM32 162H31V163H32ZM39 162H40V164H42L41 161H39ZM46 162H47V161H46ZM67 162H69V161H67ZM112 162H114V160H113ZM123 162H124V161H123ZM196 162H197V161H195L194 163H196ZM34 163H35V162H34ZM43 163H44V161H43ZM48 163H49V161H48ZM63 163H64V162H63ZM71 163H72V162H71ZM81 163H82V162H81ZM121 163H122V162H121ZM127 163H128V162H127ZM130 163H131V162H130ZM130 163H129V164H130ZM174 163H175V162H174ZM191 163H193V162H190V163H189V161H188V164H191ZM38 164H39V163H38ZM89 164H90V163H89ZM89 164H88V166H89ZM93 164H94V163H93ZM185 164H186V162H185ZM196 164H197V163H196ZM196 164H191V165H194V166H195ZM26 165H27V164H26ZM49 165H50V163H49ZM56 165H57V164H56ZM56 165H55V166H56ZM60 165H61V164H60ZM174 165H176V166L179 167V166H180V162H179V165H178V163H176V164H174ZM182 165H183V164H182ZM182 165H181L182 168L179 167V169H181V170L184 169V166H185V165H184V166H182ZM198 165H199V164H198ZM27 166H28V165H27ZM32 166H33V165H32ZM32 166H31V167H32ZM35 166H36V165H35ZM35 166H34V167H35ZM40 166H42V165H40ZM58 166H59V165H58ZM86 166H87V165H86ZM88 166H87V167H88ZM91 166H92V165H91ZM129 166H130V165H129ZM168 166H169V165H168ZM176 166H175L174 168H176ZM186 166H189V165L186 164ZM194 166H193V167H194ZM43 167H44V165H43ZM43 167H42V168H43ZM45 167H46V166H45ZM47 167H48V166H47ZM47 167H46V168H47ZM87 167H86V168H87ZM116 167H117V166H116ZM170 167H172V165H170ZM191 167H192V166H191ZM191 167H190V168H191ZM195 167H196V166H195ZM195 167H194V170H196ZM28 168H29V167H28ZM38 168H39V167H38ZM56 168H58V167H56ZM86 168H85V170H86ZM88 168H90V167H88ZM140 168H141V167H140ZM164 168H165V167H164ZM186 168H188V167H186ZM29 169H30V168H29ZM43 169H44V168H43ZM43 169H42V170H43ZM113 169H114V168H113ZM32 170H33V169L31 168V171H30L31 173H32ZM46 170H47V169H46ZM87 170H90V169H87ZM116 170H117V169H116ZM127 170H128V168H127ZM136 170H137V169H136ZM138 170H140V169H138ZM164 170H165V169H164ZM172 170H174V169L172 168V169H171V172H173ZM177 170H178V169L174 170V172H176ZM188 170H190V169H188ZM188 170L186 169V172H187ZM191 170H192V169H191ZM38 171H39V170H38ZM114 171H115V170H114ZM117 171H118V170H117ZM120 171H121V170H120ZM178 171L180 172V170H178ZM163 172H164V171H163ZM183 172H185V170H184V171L182 170L181 173H183ZM37 173H39V172H37ZM41 173H42V172H41ZM82 173H84V172H82ZM95 173H96V172H95ZM115 173H116V171H115ZM126 173H127V171H126ZM166 173H167V172H166ZM166 173H165V174H166ZM187 173H189V172H187ZM53 174H54V173H53ZM113 174H114V172H113ZM120 174H121V173H119V176H120ZM128 174H129V171H128ZM179 174H180V173L176 172V173H175V176H176V175L179 176ZM31 175H32V174H31ZM51 175H52V174H51ZM85 175H86V174H85ZM109 175H110V174H109ZM114 175H115V174H114ZM114 175H112V176H114ZM137 175H138V173H137ZM183 175H184V174H183ZM186 175L189 176V174H186ZM81 176H82V175H81ZM122 176H123V175H122ZM122 176H121V177H122ZM161 176L163 177V175H161ZM178 176H177L176 178H177V179H180L181 181L184 179V178L182 179V177H185V176H182L181 174H180L181 178H180V176H179V177H178ZM188 176H186L185 179H187V180H189V179L192 180L191 176H189L190 178H189ZM129 177H130V179H131V175H128V178H129ZM170 177H171V176H170ZM170 177H169V178H170ZM0 178H1V177H0ZM51 178H52V177H51ZM84 178H85V177H84ZM112 178H113V177H112ZM122 178H123V177H122ZM128 178H127V179H128ZM63 179H64V178H63ZM124 179H125V177L123 178V180H124ZM127 179H126V180H127ZM170 179L172 180V178H170ZM36 180H37V178L35 179V181H36ZM81 180H82V178H81ZM112 180H113V179H112ZM119 180H121V179H119ZM126 180H125V181H126ZM133 180H134V178H133ZM136 180H137V179H136ZM37 181H38V180H37ZM183 181H184V180H183ZM183 181H182V182H183ZM113 182H114V181H113ZM153 182H154V181H153ZM172 182H173V181H172ZM60 183H61V182H60ZM81 183H82V182H81ZM116 183H117V182H116ZM174 183H175V182H174ZM174 183H172V184L176 186V184H174ZM35 184H36V183H35ZM38 184H39V183H38ZM111 184H112V183H111ZM124 184H125V183H124ZM63 185H64V184H63ZM39 186H40V185H39ZM4 187H5V186H4ZM35 187H36V186H35ZM64 187H65V186H64ZM66 187H67V185H66ZM79 187H81V186H79ZM111 187H112V186H111ZM113 187H114V185H113ZM121 187H122V186H121ZM124 187H125V185H124ZM128 187H130V185H129ZM0 188H1V185H0ZM8 188H9V187H8ZM46 188H47V187H46ZM119 188H120V187H119ZM175 188H176V187H175ZM3 189H4V188H3ZM63 189H64V188H63ZM4 190H5V189H4ZM124 190H125V188H124ZM124 190H122V193H124V195H125ZM175 190H176V189H175ZM57 191H58V190H57ZM59 191H60V190H59ZM118 191H119V190H118ZM3 192H4V191H3ZM80 192H81V191H80ZM114 192H115V191H114ZM114 192H113V193H114ZM130 192H131V190H130ZM7 193H8V191H7ZM55 193H58V192H55ZM81 193H82V192H81ZM109 193H110V192H109ZM178 193H179V192H178ZM196 193H197V192H196ZM237 193H238V192H237ZM1 194H2V193H1ZM5 194H6V193H5ZM13 194H14V193H13ZM60 194H61V193H60ZM110 194H111V193H110ZM110 194H109V195H110ZM117 194H118V193H117ZM3 195H4V194H3ZM6 195H7V194H6ZM58 195H59V194H58ZM1 196H2V195H1ZM11 196H12V195H11ZM56 196H57V195H56ZM56 196H55V197H56ZM113 196H114V195H113ZM12 197H13V196H12ZM61 197H62V196H61ZM124 197H125V196H124ZM126 197H127V196H126ZM3 198H4V197H3ZM3 198H2V199H3ZM62 198H63V197H62ZM0 199H1V197H0ZM13 199H14V198H13ZM58 199H59V198H58ZM79 199H80V198H79ZM14 200H15V199H14ZM17 200H18V199H17ZM59 200H60V199H59ZM102 200H104V199H102ZM2 201H3V200H2ZM9 201H10V200H9ZM61 201H62V200H61ZM6 202H8V200H7ZM16 202H17V201H16ZM49 202H50V201H49ZM119 202H120V201H119ZM124 202H125V200H124ZM0 203H1V202H0ZM9 203H10V202H9ZM14 203H15V202H14ZM19 203H20V202H18V204H19ZM122 203H123V202H122ZM155 203H157V201H156ZM4 204H5V203L3 202L2 205H4ZM6 204H7V203H6ZM6 204H5V205H6ZM11 204H12V203H11ZM11 204H10V205H11ZM16 204H17V203H16ZM16 204H15V206H14V205H13V206H14V207L17 206L16 208H18V204H17V205H16ZM62 204H63V203H62ZM10 205H9V206H10ZM155 205H156V204H155ZM11 206H12V205H11ZM13 206H12V207H13ZM21 206H22V205H20V207H21ZM115 206H116L115 208H117V205H115ZM2 207H3V206H2ZM2 207H1L0 209H2ZM7 207H8V206H7ZM7 207H6V208H7ZM55 207H56V206H55ZM21 208H22V207H21ZM56 208H57V207H56ZM115 208L112 209V211L115 210L114 214L117 212V211H116L117 209H115ZM156 208H157V207H156ZM4 209H5V206H4ZM4 209H2V210H4ZM10 209H11V208H10ZM22 209H23V208H22ZM53 209H55V208H53ZM57 209H58V208H57ZM134 209H135V208H134ZM2 210H1V211H2ZM5 210H6V209H5ZM8 210H9V209H7V211H8ZM11 210H13V208H12ZM11 210H10V211H11ZM58 210H60V209H58ZM61 210H62V209H61ZM156 210H157V209H156ZM158 210H163V209H162V207L159 208V206H158ZM16 211H19V210L16 209ZM16 211H15V212H16ZM55 211H56V210H55ZM107 211H108V210H107ZM2 212H3V211H2ZM23 212H24V211H23ZM28 212H29V211H28ZM102 212H103V211H102ZM8 213H9V212H8ZM17 213H18V212H17ZM104 213H105V209H104ZM158 213H160V211H159ZM6 214H7V213H5V215H6ZM9 214H10V213H9ZM11 214H14V212H11ZM90 214H91V213H90ZM118 214H119V213H118ZM183 214H184V213H183ZM185 214H186V213H185ZM5 215H4V216L2 215V217H3V218H6L7 215H6V216H5ZM15 215H17V214L15 213ZM18 215H19V214H18ZM158 215L160 216L161 214H158ZM168 215H169V214H168ZM168 215L165 214V216H167V218H169ZM13 216H14V215H13ZM19 216H20V215H19ZM149 216H150V215H149ZM159 216H156V220H157V217H159ZM163 216H164V214H163ZM184 216H185V215H184ZM11 217H12V216H11ZM150 217H151V216H150ZM180 217H181V215H180ZM186 217H187V216H186ZM0 218H1V216H0ZM3 218H2V219H3ZM8 218H9V217H8ZM8 218H7V219H8ZM12 218H13V217H12ZM159 218L161 219V216H160ZM159 218H158V219H159ZM167 218H166L165 220H163V218H162V221L165 222L166 220H168ZM170 218H171V217H170ZM7 219H5V220H7ZM9 219H10V218H9ZM26 219H27V218H26ZM182 219H183V217H182ZM185 219H186V218H185ZM29 220H30V219H29ZM108 220H109V219H108ZM169 220H170V219H169ZM24 221H25V220H24ZM27 221H28V220H27ZM114 221H115V220H114ZM153 221H155V219H154ZM0 222L2 223V220H0ZM22 222H23V221H22ZM109 222H110V221H109ZM123 222H124V221H123ZM168 222H169V221H168ZM30 223H32V222H30ZM99 223H100V222H99ZM112 223H113V222H112ZM125 223H126V222H125ZM156 223H157V222H156ZM174 223H175V222H174ZM2 224H3V223H2ZM27 224H29V223H27ZM66 224H67V223H66ZM158 224H159V223H158ZM161 224H162V223H161ZM180 224H182V223H180ZM180 224H179V225H180ZM196 224H197V223H196ZM0 225H1V224H0ZM25 225H26V224H25ZM69 225H70V224H69ZM165 225H166V224H165ZM173 225H174V224H173ZM182 225H183V224H182ZM194 225H195V224H194ZM7 226H8V225H7ZM66 226H67V225H66ZM159 226H160V224H159ZM167 226H168V224H167ZM183 226H184V225H183ZM183 226H182L181 228H183ZM189 226H190V225H189ZM201 226H202V225H201ZM152 227H153V226H152ZM178 227H179V226H178ZM184 227H185V226H184ZM194 227H195V226H193V228H194ZM155 228H156V227H155ZM186 228H187V227H186ZM186 228H185V229H186ZM151 229H153V228H151ZM175 229H176V228H175ZM179 229H180V228H179ZM107 230H108V229H107ZM190 230H191V229H190ZM105 231H106V230H105ZM182 231H184V233H186L185 230H182ZM186 231H187V230H186ZM196 231H197V229H196ZM175 232H176V231H175ZM139 233H140V232H139ZM143 233H144V232H143ZM0 234H2V233H0ZM3 234H4V233H3ZM189 234H190V232H189L187 235L189 236ZM13 235H14V234H13ZM103 235H104V234H103ZM106 235H107V234H106ZM175 235H176V234H175ZM180 235H181V234H180ZM196 235H197V234H196ZM2 236H3V235H2ZM21 236H22V235H21ZM21 236H19V237H21ZM96 236H97V235H96ZM148 236H149V235H148ZM183 236H184V235H183ZM185 236H186V234H185ZM185 236H184L183 238H185V239L187 240L188 237L186 238ZM132 237H133V236H132ZM191 237H192V236H189V238H191ZM0 238H2V237L0 236ZM5 238H6V237H5ZM25 238H26V236H25ZM147 238H148V237H147ZM198 238H199V237H198ZM198 238H197V239H198ZM8 239H9V240H7V238H6V239L4 240V241H6V242H5V246H4V243H3V240H2V244H3V246L5 247L4 249H6V251L9 249V248H8V243H11V242H12V241L10 240V237H9ZM14 239H15V238H14ZM26 239H27V238H26ZM152 239H153V238H151V240H152ZM18 240H19V238H18ZM18 240H17V241H18ZM24 240H25V239H24ZM120 240H121V239H120ZM151 240L149 239L148 241H151ZM171 240H172V239H171ZM10 241H11V242H10ZM21 241H22V240H21ZM21 241H20V242H21ZM145 241H146V237H145ZM145 241H144V242H145ZM152 241H153V240H152ZM157 241H158V240H157ZM184 241H185V240H184ZM7 242H8V243H7ZM15 242H16V241H15ZM20 242H19V244H20ZM22 242H23V241H22ZM146 242H147V241H146ZM154 242H156V241H154ZM17 243H18V242H17ZM25 243H26V242H25ZM106 243H107V242H106ZM157 243H158V242H157ZM181 243H183V241H182ZM23 244H24V243H23ZM26 244H27V243H26ZM26 244H24V245H26ZM34 244H35V243H34ZM128 244H129V243H128ZM152 244H153V242H152ZM159 244H160V241H159V243H158V246H159ZM11 245H12V246H11ZM104 245H105V244H104ZM106 245H107V244H106ZM3 246H1L0 248L3 249V248H2ZM9 246L13 247L14 245H13V243H11ZM21 246H22V245H21ZM32 246H33V245H32ZM42 246H44V245H42ZM102 246H103V245H102ZM107 246H108V245H107ZM6 247H7L8 249H7ZM129 247H130V246H129ZM153 247H155V245H153ZM156 247H157V245H156ZM156 247L153 248V250L156 249ZM172 247H173V246H172ZM17 248H18V247H17ZM17 248H16V249H17ZM21 248H22V247H21ZM148 248H149V244H148ZM158 248H159V247H158ZM158 248H157V249H158ZM160 248H161V247H160ZM1 249H0V251H1ZM11 249H12V248H11ZM18 249H19V248H18ZM35 249H36V248H35ZM20 250H21V249H19V251H20ZM28 250H29V249H28ZM36 250H37V249H36ZM160 250H161V249H160ZM160 250H159L158 253H160ZM3 251H4V250H3ZM6 251H5L4 255H5V254H6V255L8 254ZM8 251H9V250H8ZM102 251H103V250H102ZM155 251H157V250H155ZM202 251H203V250H202ZM17 252H18V250H17ZM169 252H170V251H169ZM173 252H174V251H173ZM173 252H172V253H173ZM175 252H176V251H175ZM22 253H23V252H22ZM24 253H25V252H24ZM104 253H105V252H104ZM152 253H153V252H152ZM165 253H166V252H165ZM1 254H2V255H1ZM17 254H18V253H17ZM17 254H16V255H17ZM38 254H39V253H38ZM99 254H100V253H99ZM174 254H175V253H174ZM180 254H182V253H180ZM188 254H189V253H188ZM0 255H1V256H0V258H1V259H0V264H1V263L3 264V261L5 260L6 255L4 256L3 253H1V252H0ZM16 255H15V256H16ZM101 255H102V254H101ZM121 255H122V254H121ZM127 255H128V254H127ZM127 255H125V256H127ZM164 255H165V254H164ZM170 255H173V254H170ZM17 256H19V255H17ZM20 256H21V254H20ZM92 256H93V255H92ZM151 256H152V254H151ZM173 256H174V255H173ZM181 256H182V255H181ZM187 256H188V255H187ZM189 256H191V255H189ZM163 257H165L164 260L167 259V258H170V257H168V255H167V256L165 255V256H163ZM166 257H167V258H166ZM179 257H180V256H179ZM184 257H185V256H184ZM14 258H15V257H13V259H14ZM18 258H19V261H20V262H24V261H21V260H20L22 257H21V258L18 257ZM18 258H17V260H18ZM123 258H124V257H123ZM189 258H190V257H189ZM189 258L187 259L188 262H187V260H186V258H185V260H186L185 262H187L188 264H189V261H190ZM192 258H193V257H192ZM3 259H4V260H3ZM6 259H7V258H6ZM9 259H10V258H9ZM125 259H127V258L125 257ZM125 259H124V260H125ZM128 259H129V257H128ZM159 259L162 260V258H159ZM159 259H158V260H159ZM172 259H173V257H172ZM181 259L183 260V257H182ZM1 260H2V262H1ZM93 260H94V259H93ZM99 260H101V259H99ZM158 260H157V262H158ZM161 260H159V261L162 262L163 260H162V261H161ZM5 261H6V260H5ZM5 261H4V263H8V262H5ZM14 261H15V260H14ZM166 261H167V260H166ZM37 262H38V261H37ZM95 262H96V261H95ZM102 262H103V261H102ZM176 262H177V261H176ZM192 262H195V263H196V260H195V261L192 260ZM35 263H36V262H35ZM99 263H100V262H99ZM162 263H165V262H162ZM167 263H168V262H167ZM173 263H174V262H173ZM177 263H178V262H177ZM187 263H186V264H187ZM12 264H17V262H16V263L13 262ZM19 264H20V263H19ZM21 264H22V263H21ZM39 264H41V263H39ZM42 264H43V263H42ZM44 264H45V263H44ZM129 264H130V263H129ZM165 264H166V263H165Z\"/></svg>",
  "mask_w": 264,
  "mask_h": 264
}]
</instances>
